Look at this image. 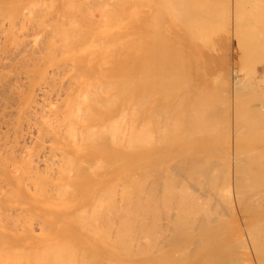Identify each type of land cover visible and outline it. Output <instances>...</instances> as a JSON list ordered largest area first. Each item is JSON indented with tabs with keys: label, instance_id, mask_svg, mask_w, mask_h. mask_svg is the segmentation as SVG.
<instances>
[{
	"label": "bare ground",
	"instance_id": "bare-ground-1",
	"mask_svg": "<svg viewBox=\"0 0 264 264\" xmlns=\"http://www.w3.org/2000/svg\"><path fill=\"white\" fill-rule=\"evenodd\" d=\"M10 1V0H9ZM8 1V2H9ZM12 1V0H11ZM17 1V0H16ZM18 1H22V0H18ZM18 1H17V3H18ZM24 1V0H23ZM55 2H56V0H54ZM66 1V0H65ZM72 1V2H71ZM67 0L66 2H65V4H63L62 3V7L64 8V9H62L63 10V12H64V14H63V16L66 14L67 16H69V13L71 12V11H73V12H71L72 14H74L75 12V8H76V10L78 9V11L80 10V14L82 13V15L80 16L78 13V11H76V12H78V13H75L74 14V16H69V17H71L70 19L66 16V17H61V15H59V12H57V11H59V9L58 10H56V12L58 13V15L59 16H57V17H61V18H56L55 19V21H53L54 23V28H52V34H50L51 35V37L50 36H48L49 38V40L47 41V38L46 37H44V35H43V37H42V39H43V42L45 43V46L43 47L41 44H40V42L38 41H36L37 40V38L38 39H40V36L39 37H37L36 38V35H34V34H40L41 35V31L39 30V29H37V31L38 32H41V33H32L33 35H31V36H35L34 38H36L34 41L35 42H37V43H39L41 46H38V48H37V46H35V44L36 43H33L31 40V38H33V37H28L27 39H31V40H29V42L31 43H33L32 45L29 43V42H26L27 44H25L23 47H19V43H18V46H14L13 48L15 49V50H13V51H10L11 50V48L9 47V49H7V53H9V52H11L10 54H12V55H10V56H12L13 57V61H14V59H15V63H16V59H17V61L19 62H21L23 65H24V68H25V65H27L26 67L28 68V67H31L30 69L28 68V70H30V71H28V72H26V70H27V68H23V66H21V68H22V70L24 69L25 70V74H24V80L26 79V81H27V86H26V89L24 90H22V91H20V89L18 90V89H16V87H15V83L17 82V80H16V78L15 79H13V80H16V82L13 84L12 83V79H11V81H10V86H9V84H8V86H7V84L5 85H3V83L2 82H4V83H6L7 82V80H8V82H9V79H7L9 76H7V74L5 75V74H1L0 73V100L2 99L3 100V102L6 104V107H7V104L9 103V101H14V103L16 102V104H15V111H14V113H15V115L17 116L16 118H17V123L19 124H17L18 126H19V129H16V130H18L16 133L17 134H19V137L21 138L22 136H24V138L22 137L21 139H23V142H25L24 141V139L26 140V139H28V140H30V142H32L31 144L33 145V144H35V146L34 147H36L39 151H38V153L36 154V150H35V154H36V156H32V154L34 153V152H30V150H29V153L30 154H28V157H26L27 155H25L26 153H28L27 152V150L29 149V148H27V146H29L28 144H24V147L22 146V148H21V146H19L20 147V149L19 150H17V151H19L20 152V154H19V152H17V154H16V156L17 155H19V157H17V159H16V156H15V153L16 152H14V150H16V149H14V146H12L13 147V150H11L12 148L10 147V150L13 152V154L10 152H8L9 150H6L5 152L3 151V149L4 148H7V147H9V146H6L5 145V147L4 148H2L1 150L5 153V154H8L9 156H10V154H12L11 155V157L12 156H14V157H12V161H13V158H14V162H12L11 163V158H9V156L8 155H6V156H1V154H2V151H1V154H0V156L2 157V158H0V181L1 182H5V183H7L12 189H14L13 190V194H12V189L9 191V195H8V192L6 191V193L5 194H7L6 196H8V197H6L7 199H2V201H5L4 203H0V212L2 211L1 210V208H3V207H5L3 210H7L6 212H5V214L7 213H9V215H4V213H0V218H2V219H5L6 220V222L7 223H9V222H11V220H12V224L10 223V224H3L4 222H3V220L1 221L2 223H0V227H3V229L1 230V233H0V236H2L3 238H1L0 237V240H1V244H0V252H9V254H10V252H14V254H15V256H16V258L18 259V260H16L15 259V257L14 258H10V256H13V254L11 253L10 254V256H9V254L8 253H6V254H8V256H9V258H8V256L6 257V255L4 256V255H2V253H0V259L1 258H3L4 259V261L2 260V262H6V259L8 258V259H10V260H12V262L10 261V260H8V262L7 263H5V264H16L17 262H19L20 264L23 262V260H27V263H23V264H30V263H28V261H31L29 258H27V255L26 256H24L23 254H16V253H19L18 251V249H21L20 250V253H21V251H23V252H25L24 250H26V253L28 254V252H27V250H36V249H38L39 250V248H42L43 250H41V252L39 253L38 252V250H36L35 251V253H36V255H37V252H38V254H41L40 255V260L39 261H37V260H34V261H36L37 263L39 262L40 264H42L40 261H42V259L43 260H46V261H44L43 263L44 264H82V262H86L85 264H101L104 260L106 261V258H104V254L106 253V252H108V251H110L111 250V248L113 249V247H118V249L120 248H122L121 249V252L120 251H117V252H119V253H123L124 252V249H125V251H127V252H130V245L132 244V242L129 244V240H127V235L130 233V229L128 228L129 227V225H130V222H129V218H128V220H125V222H126V224H127V221H128V223H129V225L127 224L126 226H123L124 224H121L120 222L121 221H123V220H121L120 222L118 221V218L119 217H121L120 215H121V213H120V215L117 217L114 213H118L119 214V211L121 210L120 208H121V206H119L120 208H117L116 207V205L115 204H117V203H119L118 201L116 202V192L118 193V191H117V187H119L118 188V190L120 189V186H122V185H127V184H129V183H131V181H132V184H133V188H134V191L133 190H131V192L133 191V196L132 197H134L133 198V200L135 199V201H137L138 203H142V201L144 202V201H146V200H148V198H149V203H151V204H153L154 205V209L152 208V205L151 204H149V209H150V207H151V212L154 214V212L156 213V211H155V209H156V207H158V202H161L163 199H164V197L166 198V197H168V198H176V195L178 194V191H180L181 193H182V195L183 194H188L187 193V190H188V182H192L193 180H195V181H193L194 182V184H195V182H196V180H197V182L200 184V182L198 181V179L200 178V180H202L201 178L203 177L204 178V180L206 179L207 181L206 182H210V181H212L213 182V184L216 182V179L219 181L220 180V178H219V175H217V173L216 172H218V167H219V165H220V163L221 162H227V163H224V164H226V168H227V171H226V169L224 168V171L225 172H227V174H225V173H223L224 175H226V177H223L222 175H220V176H222L223 178H225V179H222V180H225L226 181V183H225V190H226V188H228L229 190V193H230V196L228 195L227 197H230L231 198V200H229V201H231L230 203H232V206H233V211H234V213H235V207H236V205L240 202L241 203V201H239V199L240 200H242V197L244 196V194H249V190H252L253 191V194H254V192L255 191H257V190H255L254 191V189H256L255 187H257V189L259 190V188H260V186H261V184L263 185V181H264V166H261V164L262 163H260L259 165H258V163H259V161H256V155H255V157H254V155L253 154H251L255 159L253 160V159H251L252 157H251V155H249L248 153H251L250 152V150L251 151H259L261 148H263L264 149V147H262V145H261V143L262 142H264V136L262 135V132L264 133V109H263V107L264 106H260V108H255V109H253L251 106H252V104H250L251 106H249L248 104H245V102H244V105H243V95L245 94L246 95V98H249L250 96H251V94H253V93H257L258 94V96H259V93H260V95H261V97H263L262 95L263 94H261L262 93V91L261 92H257L256 90H257V87H258V84L256 85V83H255V85L256 86H254V84L252 85L251 84V81H249L248 79H251V78H249L248 76H250L251 74V68L250 67H252L253 65H255V64H253V61L255 60H253L252 61V63H251V60H252V58H254V56H252V55H254L255 54V58L257 59V57H256V54L257 55H263L262 56V59L264 58V31H263V33H262V31L261 30H264L263 28L262 29H259L260 28V26H261V23L263 22V18H264V15L263 14H260L261 16L259 17V15H258V13H262L260 10L262 9V11H263V9H264V4H263V1L262 0H260V2H262L261 4H262V6L263 7H261V4H259L260 2H257V1H259V0H252V1H250V0H248V2L246 1V0H241L242 2H240L239 0H228V5H226V4H224V1L222 2V5H226V10H228V6H229V13L227 14L228 15V18H229V20H228V18L226 19V12H224L223 14L224 15H226V16H221L222 18V21L224 20V17H225V20H227V23H228V21H229V37H227V41H226V39H224V37L223 36H221V37H219L218 38V40L216 41V42H213L214 44V47H212V40L211 39H209V35H210V33L209 32H211L212 34H213V32L212 31H214V33H215V30H213L212 28H215L216 29V32H219V29H218V24H221L220 22H221V20H218L217 22H219L218 24H216L217 22H214V19H216V18H218V19H220V12L222 11H226V10H221L220 9V7H219V9L220 10H214V7L215 6H217L216 4H218L217 2H216V4H215V1L216 0H213V1H206V0H204L203 2H202V5H201V1L202 0H200V5H196L195 6V3H193L194 2V0H192V3L191 4H189V1H191V0H189V1H187V0H158V2L159 1H161L160 3H158V2H156L158 5L160 4V5H163V3H164V5L163 6H165V7H167V9L168 10H166L165 8H163V9H165L164 10V12L162 11V7L161 8H159V6L157 7L158 9H161V10H158V9H156V11L158 12V14L156 15L154 12H152V13H154V16L155 17H149V18H157V19H162V17H164L165 18V15H163V14H165V12L166 11H168L167 13H169V14H171L172 13V15L174 14V17H172V19L170 18V20H171V22L169 21V25H168V27L170 26V29H172L171 27H177L178 26V24L180 25V23L181 24H187V25H190V26H184V28H190V29H193V30H191V32H195V33H193L194 35L196 34L197 36H195V38H198V40H202V38L204 37V38H207V40L209 39V41L211 40V47L213 48L211 51L210 50H201L200 48H198L197 47V50H198V52H197V54H196V56H195V59L194 60H192L193 61V65H194V70L193 71H195L196 72V75H198L199 76V80H198V82H194V83H192V84H195L194 85V87L192 88V89H194L193 91H195V93H193L191 90H189V89H191V88H189V87H187L186 85H187V83L189 84L190 82L188 81H186V82H184L183 83V81H181L183 78V80L185 81V78H186V76L187 77H189L188 76V74H189V71H190V69H192L193 68V65H192V63H189V61L190 60H188L187 58H189L190 57V53L187 55V57H183V59H187L186 61L188 62V64H189V66H191L192 65V68H187V69H183V71L182 70H180L179 71V69H178V67H177V65H178V62L180 61V62H182L183 60H180V59H177V58H179V57H181L180 55H177V53H176V55L178 56L176 59H175V57H172V58H174V59H167V57H166V60H162V58H164L166 55H165V51L167 52V50L166 49H168L169 48V51H168V53L167 54H169V52H170V48H172V47H174L173 45H171V46H169L168 47V44H167V48L165 49L164 48V55L163 54H161V56L163 55L164 57H162L161 58V61L159 60L158 62H157V64H155V63H153L154 61H153V58H150L149 57V59H147V61H153L152 63H150L148 66L149 67H145L144 66V64L143 63H139L138 61L137 62H134L133 61V63H125V61H122L123 63H125V64H128V65H126V69H125V72L124 71H122V73H119L117 76H115L116 74H117V72H118V70H117V66L121 63V61H117V63H115V64H113L112 63V61H109V63L108 64H106V66H105V64L103 65L102 64V66H105V67H102V66H100V68H99V66H97V63L99 64V62L101 63V59H99L98 60V58H97V60L99 61V62H97V60H96V58L95 57H93V54H96L95 56H98V55H100V54H98L97 55V53H99V51L97 52L96 51V49H95V51H96V53H93V48H100V49H102V50H104L105 49V47H106V45H107V48H108V44H106L105 45V42H103V46L105 45V47H104V49H103V47H102V45H101V43L99 44L98 42L95 44V46L92 48V51H91V48H89L90 46L89 45H91L92 44V41L94 40H92L91 41V44H89V43H87L86 41H88V38L90 37H87L86 39H85V42H84V45L81 43V39L83 40V38H81V34L82 33H85V30H84V32L82 31L81 32V28H83L84 27V25H83V27H81V25H82V23L80 22V20L82 21V19L81 18H83V15H84V18H86V15H85V12L86 11H88L89 13L87 14V12H86V14H87V19L88 20H90V18H91V20H92V17L93 16H89V14L90 15H92V14H94V13H98L99 11H100V9L99 8H101V3H100V0H99V2L97 1V2H95V3H92V2H94V0H92L90 3H89V1L88 0H79V3L77 4V7L76 6H74L75 4H74V2H76V0ZM74 1V2H73ZM80 1H81V3H80ZM83 1H88L87 3H83ZM106 1V0H105ZM110 1H112V0H110ZM123 2H125L124 0H122ZM131 1V0H130ZM136 1V0H135ZM135 1H132V2H135ZM140 0H138V2H139ZM142 2H143V0H141ZM146 1V3L145 4H147V5H143V3L141 4H139L140 5V7L143 5V7L144 6H147V7H144V9H143V7H142V9L139 7H137L138 9H140V10H142V12H139V13H146V11L144 12V10L145 9H147L148 8V3L149 2H147V1H149V0H145ZM217 1H220V0H217ZM222 1V0H221ZM225 1H227V0H225ZM243 1H244V3H248L249 5H251V2H252V5H254L253 4V2H255V5H256V2H257V4L260 6H258L259 8H260V10L258 11V10H256L257 9V7L256 8H253V6H252V9L253 10H251V7H250V9L248 10V11H253V13L251 14V12H248L247 10H246V8L245 7H248L249 5H247V4H244L243 3ZM249 1H250V3H249ZM6 1H4V3L3 2H0V3H2V4H4V5H0V8L2 7L3 8V6H4V9H3V12H7V13H11L12 12V10L14 9H12V10H10L11 9V6H12V4L10 5L8 2V4H9V6L10 7H8V4H6L5 3ZM34 2H36L35 0H34ZM38 2H40L41 3V5H42V2L41 1H38ZM37 2V3H38ZM48 2V1H47ZM55 2H53V5L52 6H54V3ZM68 2V4L70 5V7L69 6H67L68 4H66ZM71 2V3H70ZM101 2L102 3H104L102 0H101ZM107 2V1H106ZM117 2V1H116ZM153 2H155L154 0H153ZM197 2H199V1H197L196 0V4H198ZM210 2H212V3H214V4H211V5H213L214 7H212L211 5H210ZM14 3V2H13ZM30 3H32L33 4V2H31L30 1ZM37 3H34L33 4V6H37L38 8H39V6H38V4ZM46 3V2H45ZM50 3V2H49ZM49 3H47V6L48 5H50ZM85 4L84 6H85V8H87L86 7V5L88 6V4H90L91 6L94 4V6H90L89 5V7L87 8V9H85L86 11H84V9H83V11H81V9L82 8H84V6H83V4ZM99 4V5H101L99 8H97L98 7V5L97 4ZM109 3L110 2H107L106 4H108L109 5ZM114 3H115V1H114ZM125 3H127V0H126V2ZM136 3V2H135ZM221 3V2H220ZM219 3V4H220ZM28 4H29V2H28ZM72 4H73V6H72ZM81 4H82V7H81ZM97 6H96V5ZM105 4V5H106ZM128 5H129V1H128V3H127ZM134 4V3H133ZM150 4H152V2L150 3ZM241 4V5H240ZM30 6H32L31 4H29ZM40 5V4H39ZM79 5H80V7H79ZM105 5H103V7L105 6ZM108 5H107V7H108ZM111 5V4H110ZM112 5H114L113 3H112ZM120 5H122V4H120ZM125 5V4H124ZM138 5V6H139ZM221 4H220V6H222ZM244 5H247V6H245L244 7ZM7 6V7H6ZM17 6V5H16ZM25 6H28V5H25ZM43 6V5H42ZM41 6V7H42ZM45 6V5H44ZM115 6H116V4H115ZM131 6V5H130ZM134 7V12H138V11H136V5L134 4L133 5ZM152 6V5H151ZM191 6V7H190ZM219 6V5H218ZM240 6V7H239ZM241 6H243V7H241ZM50 7H51V5H50ZM49 6H48V8H50ZM57 7H59V6H57ZM65 7H69V8H67V10L65 9ZM79 7V8H78ZM94 7L95 8H97V12H94L93 10V13H92V11H91V13H90V11L89 10H91V9H89V8H93L94 9ZM102 7V8H103ZM112 7V6H111ZM105 8V10L103 9V11L101 12L100 11V14H102V13H104V11L106 12V9H108L109 11H110V9H112V8ZM119 7V9L121 8L120 6H118ZM225 6H222V8H224ZM8 8V11L6 10V11H4L5 9H7ZM33 8V7H32ZM31 8V10H33L34 8L36 9V7H34L33 9ZM37 8V9H38ZM45 8V7H44ZM60 8V7H59ZM132 8V9H133ZM149 8H151V7H149ZM217 8V7H216ZM243 10H242V9ZM17 9V8H16ZM24 10L23 11H25V10H27L26 8H23ZM29 9V8H28ZM41 9V8H40ZM52 9V8H51ZM54 9V8H53ZM68 9L70 10V11H68ZM74 9V10H73ZM115 9V8H114ZM118 9V8H117ZM152 9V8H151ZM151 9H149V10H151ZM2 10V9H1ZM0 10V15H2L1 13H2V11ZM39 10V9H38ZM47 11L48 12V10L45 8L44 9V11ZM102 10V9H101ZM113 10V9H112ZM111 10V11H112ZM116 10V9H115ZM128 10H129V6H128ZM131 10V9H130ZM129 10V11H130ZM149 10H147L149 13H150V11ZM242 10V11H241ZM254 10H256L257 11V15L256 14H254V13H256V11L254 12ZM29 11V10H28ZM28 11H27V13H26V15H28L29 13H28ZM35 10H33L32 12H33V15L34 14H36V17L38 18V16L40 17L41 15V13L39 12V14H38V12H34ZM43 11V8H42V13L44 12ZM110 11V12H111ZM122 11V10H121ZM151 11H153V10H151ZM159 11H160V13H162L161 15L162 16H160V18H159ZM14 12V11H13ZM29 12H31V11H29ZM47 12H45V13H43V15H45ZM54 12V13H53ZM53 12H50L49 13V16L50 17H48L47 15L46 16H44L45 18L47 17V19L49 18V19H54V17H55V14H57L55 11H53ZM60 12H61V10H60ZM69 12V13H68ZM108 12V11H107ZM113 12V11H112ZM112 12H111V14H109V15H112ZM120 12V11H119ZM133 12V13H134ZM217 12H218V16L216 17L215 16V13H216V15H217ZM240 12H242V13H240ZM246 12V13H245ZM264 12V11H263ZM17 13V12H16ZM25 13H24V15H25ZM53 13V14H52ZM70 13V15H72ZM109 13V12H108ZM108 13H107V15H108ZM114 14H115V12H113ZM121 13H123V12H121ZM127 13V12H126ZM148 13V14H149ZM250 13V15H249V17L247 16V17H244V16H246V15H248ZM38 14V15H37ZM60 14H62V13H60ZM104 14H106V13H104ZM103 14V15H104ZM120 14V13H119ZM245 14V15H244ZM4 15H6L5 13H4ZM4 15H2L1 17H3V18H5L4 17ZM16 15V14H15ZM32 15V14H31ZM31 15H28L29 17L31 16ZM33 15H32V17H30V19L31 18H34L33 17ZM77 15H79V16H77ZM129 15H130V13H129ZM135 15V14H134ZM136 15H138V14H136ZM145 15V14H144ZM152 16V14L150 13L149 14V16ZM221 15H222V13H221ZM253 15V17L255 18V19H253V17H251ZM255 15V16H254ZM20 16V15H19ZM35 16V15H34ZM52 16V17H51ZM54 16V17H53ZM76 16L79 18H76ZM95 16H97V14L95 15ZM106 15H104V17H105ZM126 16V14H124L123 15V17L122 18H124ZM128 16V15H127ZM141 16H143V14H141ZM147 15H145V17H146ZM171 16V15H170ZM242 16V17H241ZM18 17V16H17ZM25 17V16H24ZM35 17V18H36ZM44 17H41L42 19L44 18ZM98 17H100L99 15H98ZM97 17V18H98ZM101 17H103V16H101ZM109 17V16H108ZM108 17H106V18H108ZM117 17H119L120 19H121V17L120 16H117ZM116 17V18H117ZM136 17V16H135ZM259 17V18H258ZM11 18H12V15H10V17H8V19L9 20H7L8 22V24L7 23H5L4 22V20L5 19H3V22H1L0 21V23H5L6 25H7V27H6V25L5 24H1V26H3V29L5 28V29H7V32L5 31L4 33L6 34L7 33V35L11 32L12 33V30L13 29H18L16 26H15V22H13V20L12 21H10L11 20ZM35 18L33 19V20H35ZM41 18H39V20L41 19ZM65 18V19H64ZM105 18V19H106ZM110 18L111 19H113V18H115V16H110L108 19H107V23L109 22V20H110ZM115 18V19H116ZM127 18V17H126ZM125 18V19H126ZM142 18V17H141ZM148 18V19H149ZM245 18H246V20H245ZM251 18V19H250ZM17 19V18H16ZM25 19H26V17H25ZM30 19L28 18L27 20H28V22H30L31 23V21H30ZM42 19H41V21H42ZM47 19H43V21L44 20H46L47 21ZM66 19L68 20V21H66ZM96 19V18H95ZM95 19H93L94 21H95ZM100 19H103V18H100ZM120 19H118L119 20V22H121V23H119V24H124V23H122V21H123V19H121V21H120ZM138 19H140L139 18V16H138ZM241 19H242V21H241ZM243 19H244V21H243ZM248 19H250L249 21H247ZM257 19L259 20V21H257ZM262 19V20H261ZM38 20V19H37ZM37 20L36 21H34L38 26L40 25V23H38L39 22V20H38V22H37ZM64 20H65V22H64ZM93 20L91 21V22H93ZM117 20V19H116ZM116 20H114L115 22H116ZM140 20H145V19H140ZM139 20V21H140ZM146 20H147V17H146ZM145 20V21H146ZM150 20V19H149ZM148 20V22H149V25H148V22H147V24L146 23H144V24H146L147 26H150V24L152 25V26H154V25H157V23H159V21L160 20H156L155 19V22H150ZM168 20V19H167ZM217 20V19H216ZM252 20H255V21H252ZM42 21V22H43ZM46 21H44L45 23H46ZM51 21V20H50ZM83 21H85L84 19H83ZM100 21V23L102 22L101 20H99ZM126 21H127V19H126ZM136 21H138V20H136ZM158 21V22H157ZM257 21V22H256ZM262 21V22H261ZM19 22V21H18ZM22 22V21H21ZM20 22V23H21ZM26 21H24V23H25ZM70 22V23H69ZM79 22H80V24H79ZM87 22V21H86ZM103 24L104 25H107V24H105V22H106V20L104 21L103 20ZM112 22H113V20H112ZM123 22H125V20L123 21ZM163 22H164V20H163ZM248 22V23H247ZM251 22H252V24H251ZM254 22L256 23V26H257V23L260 25H258L257 27H255L254 25ZM29 23V24H30ZM50 23V22H49ZM49 23H47V25H51L52 26V21H51V23L49 24ZM66 23H68V25L66 24ZM97 23V22H96ZM96 23H93V24H96ZM99 23V22H98ZM140 23H143L142 21H140ZM153 23V24H152ZM156 23V24H155ZM213 23V24H212ZM244 23H245V25H244ZM17 24V23H16ZM33 24V21H32V23H31V25ZM84 24V23H83ZM88 24V23H87ZM90 24V23H89ZM117 24V23H116ZM115 24V27H117L118 28V25L119 24H117L116 25ZM134 26H133V28H136V25L138 24H136L135 23V20H134ZM163 24V23H162ZM168 24V23H167ZM211 24L213 25V27H211ZM214 24H216V26L217 27H215L214 26ZM225 24H226V21H223L222 22V25H224L225 26ZM249 24H251V25H249ZM19 25V24H18ZM17 25V26H18ZM27 25H28V23H27ZM37 25H35V26H37ZM43 25H44V23H43ZM67 25V26H66ZM92 25V24H91ZM99 26H92L91 28H90V30H92L91 32H92V34L93 35H95V34H97V33H99V27L101 26V28H102V26L103 25H100V24H98ZM110 25L111 24H109V29L111 28L110 27ZM120 25V26H121ZM126 25H128V22H127V24ZM247 25V26H246ZM248 25L250 26L249 28H248ZM263 25H264V23H263ZM262 25V26H263ZM0 26V27H1ZM29 26V25H28ZM42 25H40L39 27H40V29L42 28L41 27ZM52 26V27H53ZM87 26L88 25H86L84 28L86 29L87 28ZM112 26L114 27V24H112ZM119 26V27H120ZM142 26H144L143 24L140 26V27H142ZM152 26H150V27H152ZM165 26H166V24H165ZM180 26H182V25H180ZM179 26V27H180ZM228 26V25H227ZM251 26H252V28H251ZM254 26V27H253ZM22 27V26H21ZM21 27H19V29L21 28ZM23 27L25 28V29H23ZM23 27H22V29L23 30H27V31H30V29H26V25H23ZM38 27V28H39ZM43 27H45V25L43 26ZM67 27V28H66ZM69 27V28H68ZM89 27V26H88ZM104 27H106L107 28V26H103V28ZM127 27V26H126ZM125 27V28H126ZM138 28H140L139 27V25L137 26ZM162 27V26H161ZM193 27V28H192ZM208 27H211V29H212V31L211 30H209V28ZM220 27H221V25H220ZM264 27V26H263ZM27 28H29V27H27ZM34 28V27H33ZM32 28V29H33ZM48 28H50L51 29V27H49L48 26ZM106 28H105V30H106ZM163 28V27H162ZM178 28V27H177ZM177 28H175V29H177ZM182 28V27H181ZM195 28V29H194ZM204 28H208L207 29V34H205L204 33V31H206V29H204ZM245 28H246V30H245ZM252 29V30H248V29ZM4 29V30H5ZM43 29V28H42ZM50 29H48V30H50ZM88 29V31H86V33L88 32L89 33V28H87ZM86 29V30H87ZM112 29V28H111ZM110 29V30H111ZM144 29V28H143ZM166 29V28H165ZM164 29V30H165ZM190 29H189V32H190ZM199 31V32H197V30ZM203 29V30H202ZM222 29V28H221ZM223 29H225V28H223ZM222 29V30H223ZM11 30V31H10ZM21 30V29H20ZM20 30H18V32H20ZM23 30H21V31H23ZM35 30V29H34ZM47 30V29H46ZM47 30V31H48ZM104 30V29H103ZM110 30H108L109 32H110ZM118 30V29H117ZM121 30H124V29H121ZM135 30V29H134ZM139 30V29H138ZM161 30H163V29H161ZM163 30V31H164ZM166 30H168V29H166ZM165 30V31H166ZM177 30H179V29H177ZM218 30V31H217ZM222 30H220V31H222ZM243 30V31H242ZM254 30H256V31H254ZM257 30H259V32L257 31ZM8 31H10L9 33H8ZM17 31V30H16ZM15 31V32H16ZM25 31H23V32H20V33H24ZM33 31V30H32ZM44 31V30H43ZM107 31V30H106ZM114 30L112 29V32H110V34L111 33H115V32H113ZM136 31V30H135ZM144 31H146V30H144ZM153 31V30H152ZM159 31V30H158ZM170 31V30H169ZM180 31V30H179ZM186 31H188V30H186ZM228 31V30H227ZM245 31H247V32H245ZM2 32V29L0 28V42H1V38H2V34H3V32ZM14 32V31H13ZM50 32V31H49ZM123 32V31H122ZM127 32V31H126ZM141 32H143V31H141ZM146 32H149V31H146ZM153 32H155V31H153ZM172 32V31H171ZM190 32V33H191ZM203 32V33H202ZM224 32L227 34L228 32H226L225 30H224ZM242 33V36H243V34H244V32L246 33V34H244L245 36H243V37H241L240 35H241V33ZM256 32H258V34H262L261 35V41L259 40V38H258V36H257V33ZM19 33V34H20ZM28 33V32H27ZM30 33V34H31ZM43 33H47L46 31L45 32H43ZM42 33V34H43ZM55 33H56V35H55ZM87 33V34H88ZM100 33H102L103 35L104 34H107L108 35V32L107 33H105V32H100ZM98 34V35H100L101 36V34ZM117 33H121V32H117ZM124 33V35H125V32H123ZM140 33V32H139ZM144 34H145V32H143ZM156 33H157V30H156ZM163 33H165V32H163ZM185 33H187V35H188V32H184V34ZM209 33V34H208ZM19 34H17V36L19 35ZM29 34V33H28ZM91 34V33H90ZM122 34V33H121ZM154 34V33H153ZM152 34V35H153ZM166 34H169V33H166ZM175 34V33H174ZM179 34V33H178ZM216 34V33H215ZM218 34H220V33H218ZM11 35H13V34H10L9 35V37H11ZM25 35H26V33H25ZM86 35V34H85ZM102 35V36H103ZM107 35H105L104 37L105 38H107ZM111 35H113V34H111ZM133 35H135V34H133ZM138 35V34H137ZM151 35V37H150V35H148V37L149 38H151V39H153V40H155L156 41V35L160 38L161 37V39H164V37L162 38V36H164V34L162 35V36H160L159 34H154L153 36ZM190 35V34H189ZM199 35H201V39H199L200 38V36ZM248 37H247V36ZM4 37L6 36V35H3ZM15 36V35H14ZM13 36V37H14ZM27 36V35H26ZM26 36H25V39H26ZM38 36V35H37ZM42 36V35H41ZM46 36V35H45ZM87 36V35H86ZM85 36V37H86ZM92 36V35H91ZM99 36V42L101 41L100 40V37ZM114 36V35H113ZM118 36H121V35H119L118 34ZM117 36V37H118ZM126 36V35H125ZM130 36V35H129ZM139 36H140V34H139ZM175 36V35H174ZM191 36V35H190ZM199 36V37H198ZM219 36V35H218ZM235 37L236 38V42L238 43H236L238 46L239 45H241L242 46V48L243 47H245L246 49H247V52H245L244 53V51H245V49H244V51H243V49L242 48H240L239 47V50L241 49L242 51H243V53L244 54H246V53H248V52H250V50H248V49H251V52H250V54H249V56H248V58H246L247 60H246V62H245V55L244 54H239V57L240 58H242L243 56H245L243 59H242V63L241 64H243V65H245V67L247 66V68H249V69H247V68H245V69H247L246 70V72H245V69L243 70V69H241V72H240V69L238 70V72H240L241 74H244V73H242V70L245 72V73H247V72H249L250 71V73H248V74H250V75H245V77H244V75H243V78H241V80L242 81H240L241 83L245 80L246 81V85L249 83L251 86L249 87V88H247L248 87V85H247V87H246V85L245 84H243L242 83V86H241V88L239 89V90H237V88H236V90L234 89L233 91L231 90V88H230V90L232 91V94H228L230 97H229V100L228 101H230V99H231V102H229V103H231V104H228L229 105V108H228V106H225V107H227L226 109H228L229 110V114H226L228 117H226L227 119L226 120H229V121H225L226 123H227V126H228V136H227V143H223V144H226V146H227V150L225 149L224 150V148H226L224 145H223V147L224 148H222L221 149V147H220V149H221V151H222V153H223V150L224 151H226V156L224 155V156H222L223 158H225V160H223V158H221L220 159V157L219 158H217V155H219V153H220V149H219V146L217 147H215L214 146V144H217V142H216V140L214 139V137H217V131H218V129L216 128V127H214V125H216V124H218V123H214V122H216L217 121V119H216V117L215 116H217L216 114H215V116H213V115H210L209 116V119L206 121V122H204L202 119H203V115H204V112H205V110H204V101H205V99L203 98V96H202V94H201V89H208L209 87H210V85H212V84H214V78H213V74L216 72V71H219V70H221V68L222 67H225V66H227V63H228V47H229V44H230V39L232 38V37ZM257 36V37H256ZM23 37V36H22ZM94 37V36H93ZM92 37V38H93ZM110 37V35L108 36V38ZM122 37V36H121ZM121 37H119V38H121ZM128 37V36H127ZM153 37V38H152ZM155 37V38H154ZM184 38H186L185 37V35L183 36ZM182 37V38H183ZM211 37V36H210ZM212 37H214V36H212ZM216 37H217V35H216ZM246 37V38H245ZM6 39H8L7 38V36L5 37ZM12 38V37H11ZM44 38H46V40L44 41ZM51 38V39H50ZM107 38V39H108ZM111 38V37H110ZM129 38V37H128ZM134 38H135V36H134ZM137 38V37H136ZM135 38V39H136ZM157 39V40H160V39ZM166 38V40H167V37H165ZM189 38V37H188ZM187 38V39H188ZM203 38V40L202 41H207L206 39H204ZM242 38L244 39V40H242ZM15 39H17V37L15 38L14 37V39L13 40H15ZM24 39V38H23ZM95 39H97V37H96V35H95ZM97 39V40H98ZM101 39H103L104 40V38H101ZM123 39V38H122ZM125 39V38H124ZM132 39V38H131ZM173 39V38H172ZM180 39V38H179ZM186 39V40H187ZM191 39H194V38H192L191 37ZM238 39V40H237ZM246 39V40H245ZM9 40V42L10 41H12V40H10V39H8ZM102 40V41H103ZM142 40H143V38H142ZM141 40V41H142ZM176 40V39H175ZM181 40H183V39H181ZM195 40V39H194ZM216 40V39H215ZM214 40V41H215ZM233 40V39H232ZM6 41V40H5ZM20 40H18V42H19ZM28 41V40H27ZM89 41H90V38H89ZM108 41L109 42H112V39L111 40H109L108 39ZM124 41H126V40H124ZM123 41V42H124ZM152 41V40H151ZM161 41H163V40H161ZM165 41V40H164ZM178 41V40H177ZM184 41H185V39H184ZM188 41H189V39H188ZM240 41H242V42H240ZM247 41V42H246ZM4 42V41H3ZM47 42V43H46ZM96 42V40H94L93 41V43H95ZM115 42V41H114ZM130 42V41H129ZM128 42V43H129ZM137 42H139L138 40H137ZM145 43H146V45H148V44H151V42L149 41V43L147 42V41H144ZM143 42V43H144ZM165 42H168V41H165ZM163 43L164 45L166 44V43ZM171 42V41H170ZM185 42H187V41H185ZM194 42V41H193ZM14 43V42H13ZM24 43H25V41H24ZM24 43H21V44H24ZM41 43H42V41H41ZM78 43H80V44H82V46H85V43L89 46V47H87V45H86V47H83L82 49H85L84 50V52H86V53H84L83 51H81V47H77L78 46ZM108 43V42H107ZM148 43V44H147ZM152 43H154V42H152ZM156 43H159L160 44V42H156ZM190 43V42H189ZM203 43L204 42H202V45H203ZM241 43V44H240ZM15 44H16V42H15ZM20 44V45H21ZM75 44H77V46L75 45ZM99 44V45H98ZM111 43H109V45H110ZM118 44H120L119 42H118ZM158 44V45H159ZM180 44V43H179ZM179 44H178V46H179ZM187 44V43H186ZM205 44V43H204ZM244 46H243V45ZM3 45V44H2ZM10 45V44H9ZM101 45V46H100ZM124 45H127V44H124ZM152 45V44H151ZM151 45H149L150 47H148L149 49L152 47V46H155V48H157V46L158 45H155V43L151 46ZM181 45V44H180ZM184 45V44H183ZM201 45V46H202ZM11 46H13L12 45V43H11ZM92 46V45H91ZM99 46V47H98ZM111 46V45H110ZM109 46V47H110ZM130 46V45H129ZM129 46H128V48H129ZM161 46H163V45H160V47ZM190 45H188V47H189ZM0 47H1V44H0ZM102 47V48H101ZM114 47V46H113ZM117 47H118V45H117ZM125 47V46H124ZM123 47V48H124ZM133 47V46H132ZM135 47V46H134ZM139 47V46H138ZM138 47H137V49H138ZM145 47V46H144ZM147 47V46H146ZM159 47V46H158ZM159 47V48H160ZM164 47V46H163ZM231 47H232V45H231ZM230 47V48H231ZM248 47V48H247ZM141 48V47H140ZM154 48V47H153ZM153 48H151V49H153ZM177 49H178V47H176ZM190 48V47H189ZM5 49V50H6ZM42 49L44 50V55H46L47 57H44V55H43V53H42ZM113 49H115V48H113ZM130 49H132V48H130ZM134 49V48H133ZM177 49H174V50H177ZM205 49V48H204ZM3 50H4V48H3ZM108 50V52H109V49H107ZM111 50V49H110ZM116 50V49H115ZM117 50H118V48H117ZM134 50H136V49H134ZM181 50L182 49H180V53H182L181 52ZM187 50H188V48H187ZM191 50V49H190ZM189 50V51H190ZM202 52H201V51ZM232 50V49H231ZM94 51V52H95ZM157 51V50H156ZM173 51V50H172ZM189 51H187L186 53H188ZM233 51V50H232ZM231 51V52H232ZM235 51V50H234ZM4 52V51H3ZM6 52V51H5ZM35 52H39V53H42V55L40 56V54H39V57L37 56V58H35L36 56L34 55L35 54ZM81 52H83L82 54L84 55V54H86V55H88V54H90L91 55V57H92V59L94 58L95 60H90L91 58H90V55L89 56H87V59H86V55H84V56H82L81 57ZM88 52H92V53H88ZM100 52H101V50H100ZM104 52H105V50H104ZM103 52V53H104ZM121 52V51H120ZM149 52H151V51H149ZM154 52V51H153ZM158 52V51H157ZM176 52V51H175ZM177 52H178V50H177ZM88 53V54H87ZM130 53V52H129ZM143 53V52H142ZM146 53V52H145ZM159 53H162V51L160 52L159 51ZM105 54V53H104ZM109 53H107V55H108ZM114 54H115V52H114ZM132 54V53H131ZM155 54H157V53H155ZM154 54V55H155ZM172 54V53H171ZM29 55H31V57L29 56ZM101 55H103V54H101ZM100 55V56H101ZM140 55V54H139ZM170 55V54H169ZM182 55V54H181ZM184 55H186V54H184ZM240 55H242V56H240ZM4 56V55H3ZM9 56V57H10ZM32 56H35L34 57V59H32ZM104 56V55H103ZM142 56V55H141ZM140 56V57H141ZM148 56V55H147ZM151 56H152V54H151ZM159 56V55H158ZM160 56V57H161ZM172 56V55H171ZM175 56V55H174ZM250 56H252V57H250ZM258 56V57H259ZM8 57V56H7ZM6 56H5V58H7ZM9 57H8V60L7 61H9ZM59 57V58H58ZM112 57V56H111ZM110 57V58H111ZM129 57V56H128ZM160 57H159V59H160ZM170 57V56H169ZM231 57V56H230ZM249 57H250V60H249ZM4 58V57H3ZM2 58V59H3ZM58 58V59H57ZM106 58H107V56H106ZM105 58V59H106ZM112 58H114V57H112ZM118 58V57H117ZM148 58V57H147ZM155 58H156V56H155ZM154 58V59H155ZM239 58V59H240ZM12 59V58H11ZM10 59V60H11ZM33 61H32V60ZM86 59V60H85ZM104 59V60H105ZM138 59V58H137ZM136 59V60H137ZM158 59V58H157ZM156 59V60H157ZM191 59V58H190ZM259 59H261V56L259 57ZM259 59L257 60V61H259ZM103 59H102V61H104ZM107 60V59H106ZM105 60V61H106ZM109 60V59H108ZM133 60H135V59H133ZM178 60V61H177ZM230 60V59H229ZM241 60V59H240ZM244 60V61H243ZM5 61V60H4ZM7 61H5V62H3V66H4V68L6 67V62ZM12 61V60H11ZM12 61V63H13V65H14V62ZM85 61H86V63H85ZM95 61V62H94ZM114 61V60H113ZM141 61V60H140ZM143 61V60H142ZM145 62H146V59L144 60ZM10 62V61H9ZM8 62V63H9ZM17 62V63H18ZM35 62H39V63H41V64H43V66L40 68V69H38L37 67H33V66H36V64H34ZM107 62V61H106ZM115 62V61H114ZM179 62V63H180ZM185 61H183V63H184ZM186 62V63H187ZM237 62V61H236ZM249 62V63H248ZM12 63H10L11 65H12ZM95 63H96V66H97V68L95 67ZM103 63H105V62H103ZM182 63V64H183ZM246 63V64H245ZM250 63L252 64V65H250ZM262 63V62H261ZM181 64V63H180ZM191 64V65H190ZM248 64V65H247ZM262 64H264V62L262 63ZM261 64V66H263ZM9 65V64H8ZM16 65V64H15ZM54 65H56V68L57 69H54ZM64 65H67V67L68 68H66V66L65 67H63ZM233 65V64H232ZM243 65H241V67L243 68ZM2 66V67H3ZM20 66H19V70H20ZM50 66H52L53 68H49ZM180 66V65H179ZM187 66V65H186ZM231 66V64L229 65V67ZM9 67V69L11 68V71H13V69H17V68H13L12 69V67L11 66H8ZM182 67H184L185 68V66H182ZM188 67V66H187ZM228 67V66H227ZM232 67V66H231ZM234 67V66H233ZM62 68V69H61ZM65 68V71H66V69H67V71H68V73H69V71H70V73L67 75V71H66V73H65V71L63 70ZM236 68V67H235ZM48 69H50L49 70V72L51 71V75H52V77L53 78H51V75L49 74V72H48ZM69 69V70H68ZM227 69V68H226ZM228 69H230V68H228ZM255 69V68H254ZM1 70H4V69H1ZM5 70H6V68H5ZM60 70H62V72L60 71ZM187 70H189V71H187ZM235 70H237V68L235 69ZM7 71V70H6ZM8 71H10V70H8ZM52 71H54V72H58V74H59V72H60V75H61V73H62V78L61 79H57V78H54V74H56V73H54V74H52ZM192 71V70H191ZM227 71V70H226ZM234 71V70H233ZM232 71V72H233ZM16 72V71H15ZM17 72H18V69H17ZM22 72V71H21ZM64 72V73H63ZM131 72V73H130ZM134 72H136V73H140V74H143V72H149V73H151V75H153V77L155 78L154 80H155V85L154 84H152V83H149V88L150 89H152V91L151 90H149V92H147L148 94L147 95H145V97L141 100V98H140V101L138 102V103H136V105H137V111L135 112V121H134V123H133V125H132V127H130L131 128V133L133 134V138H132V140L131 139H127V137H125V134H126V132L127 133H129L128 131H126L127 130V126L125 125V127H126V129H122V128H124V126L122 125V124H126V123H124V121H126V120H122V118H121V120H122V122L123 123H121V120H120V118H119V120H118V122L115 120L116 119V117L117 116H121L125 111H126V108H127V100H128V98H129V96L130 95H132V96H137V92H131V90L129 91V89H132L133 88V86H134V88L133 89H135L136 87H135V85L137 84H135V85H133L132 84V81L133 80H131V77L132 78H137L138 76V74L135 76L134 75ZM220 72V71H219ZM230 72V71H229ZM234 72H236V71H234ZM254 72H255V70H254ZM9 73V72H8ZM12 73V72H11ZM14 73V72H13ZM24 73V72H23ZM133 73V74H132ZM147 73H145V74H147ZM224 73V72H223ZM231 73V72H230ZM58 74H56L57 76H58ZM216 75H217V73H215ZM222 74V73H221ZM237 74H239V73H237ZM252 74L253 75H255V73H253L252 72ZM262 74H263V72H262ZM1 75H5L4 77H2ZM15 75H16V73H15ZM23 75V74H22ZM48 75L50 76L49 78H50V80L52 81V79L55 81V84H56V80L55 79H57L58 81V84H59V86H57L56 88H58L59 87V89H56L54 86H55V84L53 83V82H51V84H53V89H52V91H48L47 90V88H50V90H51V84H49L48 83ZM64 75H66V76H64ZM144 75V74H143ZM141 76L140 77V75H139V77L140 78H142L143 77V79H145V78H147V80H148V78H151L152 76L150 75L149 76V74L148 75H145V76H147V77H145V76ZM218 75H220V74H218ZM231 75V74H230ZM11 76H12V74H11ZM56 76V77H57ZM117 77L118 78V90H120L121 92H118L119 93V95H117L116 94V92H115V85L113 84V82L115 83V77ZM135 76V77H134ZM192 76V78L195 76V73H194V76L193 75H191ZM223 75H221V77H222ZM227 76H228V74H227ZM240 76V75H239ZM59 77H61V76H59ZM64 77V78H63ZM152 77V78H153ZM216 77V76H215ZM231 77H233L232 75H231ZM242 77V76H241ZM248 77V78H247ZM4 78V79H3ZM196 78H197V76H196ZM195 78V79H196ZM217 78V77H216ZM215 78V79H216ZM247 78V79H246ZM5 79H7L6 80V82L4 81ZM21 79V78H20ZM188 79V78H187ZM191 79V78H190ZM218 79V78H217ZM231 79V78H230ZM234 79V78H233ZM3 80V81H2ZM22 80V79H21ZM23 80V81H24ZM48 80V81H47ZM139 80V79H138ZM146 80V79H145ZM153 80V81H154ZM189 80V79H188ZM236 80V81H235ZM234 81H233V83H234V86L233 85H231V86H233L234 88H235V85L237 86V84H238V79H235ZM238 80V81H237ZM252 80V79H251ZM257 79H255V80H253V81H256ZM259 80V79H258ZM262 80V79H261ZM261 80H260V83H261ZM20 81V80H19ZM47 81V82H46ZM153 81H150V82H153ZM178 81L179 82H181L182 84H180L179 85V83H178ZM193 81H196V80H193ZM218 80H215V82H217ZM222 81H223V79H222ZM228 81V80H227ZM230 81V80H229ZM14 82V81H13ZM21 82V81H20ZM41 82H44L42 85H40V83ZM45 82H46V84H45ZM135 82H137V81H135ZM139 82V81H138ZM257 82V81H256ZM47 83L49 84V86L48 87H44L45 85H47ZM178 83V86L181 88L182 86H186V88H189V89H185V88H183L182 87V89L181 90H185V92H186V90L187 91H191L190 92V94H189V92H188V94H187V92H186V94H178V93H176V92H178V91H181V90H178V89H180V88H178V86H175V84H177ZM218 83H219V81H218ZM222 84H224L223 82H221ZM220 83V84H221ZM241 83H239V84H241ZM253 83V82H252ZM45 84V85H44ZM139 84V83H138ZM216 84V83H215ZM214 84V85H215ZM221 84V85H222ZM22 85V84H21ZM51 85V86H50ZM133 85V86H132ZM165 85V86H164ZM219 85V84H218ZM220 85V87H223V86H225V85H223V86H221ZM230 85V84H229ZM262 86L264 85V82H263V84H261ZM162 86H164L165 88L166 87H169L170 89H161L162 88ZM174 86L176 87V88H174ZM193 86V85H192ZM191 85H190V87H192ZM215 86H217V85H215ZM226 86H227V83H226ZM252 86H254L253 88H255V89H253V90H255V92H253V90L252 89H250V88H252ZM19 88L21 87V86H18ZM23 87V86H22ZM238 87H239V85H238ZM244 87H246V88H244ZM15 88V89H14ZM24 88V87H23ZM55 88V89H54ZM216 88H218V87H216ZM82 89V90H81ZM200 91H199V90ZM219 89H222V88H219ZM226 89V88H225ZM244 89V90H243ZM246 89V90H245ZM249 89H250V92H248L249 91ZM263 89V88H262ZM148 90V89H147ZM184 90L182 91V93L184 92ZM240 90H242L243 91V93H242V91H240ZM248 90V91H247ZM252 90V91H251ZM260 90V89H259ZM264 90V89H263ZM145 90L143 89V92H144ZM197 91V92H196ZM227 92H228V89L226 90ZM238 91H240V93H238ZM244 91H246V93L244 92ZM50 93V92H52V95L51 96H55V98H57L58 100H61V101H59L60 103H61V105H58V107L60 106L61 108H58L57 107V105H56V109H55V107H53L55 104H54V102L52 103V101H53V97H49V95L51 94H48V93ZM184 92V93H185ZM223 92V91H222ZM225 92V91H224ZM251 92H253V93H251ZM53 93H54V95H53ZM216 94H217V92H215ZM218 93H220V91L218 92ZM243 95H242V94ZM249 93H251L250 95H249ZM47 94H48V96H47ZM145 94H146V92H145ZM204 94H206V90H205V93ZM207 94L209 95V93L207 92ZM206 94V95H207ZM223 94V93H222ZM222 94H220V96H222ZM18 98V100L16 99V101H15V99H14V97L15 96ZM63 96V98H61L62 96ZM180 95V96H179ZM207 95V96H208ZM211 95V94H210ZM218 95V94H217ZM224 95V94H223ZM247 95H249V97L247 96ZM256 94H253L252 96H255ZM58 96L60 97V98H58ZM140 96V95H139ZM214 96V95H213ZM225 96V95H224ZM227 96V95H226ZM251 96V97H252ZM46 97H48L50 100H52L51 102H50V100H49V102L47 103V99H46ZM143 97V96H142ZM209 97V96H208ZM215 97H216V95H215ZM214 97V98H215ZM256 97V96H255ZM260 97V98H261ZM54 98V99H55ZM205 98H207V97H205ZM211 98H213L212 97V95H211ZM210 98V99H211ZM218 98V97H217ZM219 99V98H218ZM228 99V98H227ZM256 99V98H255ZM264 99V98H263ZM2 100H1V102L0 103H2ZM56 100V99H55ZM54 100V101H55ZM131 100V99H130ZM137 100V99H136ZM213 100H215V99H213ZM226 100V99H225ZM224 100V101H225ZM244 100H246V101H248L247 103H249V100L250 99H245L244 98ZM252 100V99H251ZM250 100V101H251ZM253 100H254V97H253ZM63 101V102H62ZM129 101V100H128ZM222 101V100H221ZM59 102H57V100L55 101V103H59ZM130 102V101H129ZM207 102V100L205 101V103ZM210 103L212 102V99H211V101H209ZM223 102V101H222ZM225 102H227V100L225 101ZM225 102L223 103V105L225 104ZM253 102V101H252ZM255 102V101H254ZM12 103V102H11ZM13 103V104H14ZM213 103V102H212ZM215 103V102H214ZM218 103H220V101L218 102ZM257 103V102H256ZM130 104H133V103H130ZM129 104V105H130ZM12 105V104H11ZM135 104H134V107L136 106ZM215 105V107H218V106H216L217 104H214ZM222 105V106H223ZM226 105V104H225ZM231 105V106H230ZM257 105V104H256ZM5 106V105H4ZM3 106V108H5ZM132 106V105H131ZM207 106V105H206ZM209 107H211V106H209ZM214 106H212V108H213ZM225 107H223V108H225ZM254 107V106H253ZM256 107V106H255ZM132 108H133V106H132ZM131 108V109H132ZM211 108V109H212ZM219 108V107H218ZM221 108V107H220ZM53 109H55L56 111H53ZM136 109V108H135ZM134 109V110H135ZM209 109V108H208ZM210 109V110H211ZM216 109V108H215ZM214 108L212 109V110H215ZM128 110V109H127ZM129 110H130V108H129ZM129 110H128V112H129ZM219 111L221 110V109H218ZM128 112H127V116H128ZM208 112V111H207ZM209 112H211V111H209ZM218 112V111H217ZM126 113V112H125ZM133 113V112H132ZM31 114H32V118H31ZM211 114V113H210ZM213 114V113H212ZM225 114V113H224ZM222 116L223 115H221V117L220 118H222ZM123 117V116H122ZM126 117V116H125ZM125 117H123V118H125ZM206 117V116H205ZM208 117V116H207ZM206 117V118H207ZM218 117V118H219ZM127 118V117H126ZM134 118V117H133ZM214 118H215V120H214ZM25 119V120H24ZM26 119H28V120H26ZM205 119V118H204ZM19 120V121H18ZM24 120V121H23ZM134 120V119H133ZM222 120V119H221ZM221 120H219V122L221 121ZM7 121V120H6ZM13 121V120H12ZM25 121H26V123H25ZM119 121H120V123L121 124H119L118 126H116L115 124L117 123H119ZM129 121H131V120H129V118H128V121L127 122H129ZM8 122H11V121H8ZM21 123H22V125H21ZM26 126L25 128L23 127L24 125ZM222 124V123H221ZM13 125V124H12ZM114 125H115V127H114ZM120 125H122L121 127H120ZM223 125H224V123H223ZM14 126V125H13ZM216 126H218V125H216ZM226 126V127H227ZM116 127H118V128H116ZM121 129H120V128ZM13 128V127H12ZM18 128V127H17ZM215 128H216V130H215ZM219 128V127H218ZM224 128V127H223ZM222 128V129H223ZM26 129V130H25ZM125 130L126 132H119L118 130ZM144 130L143 131V133H145V134H141L142 133V131H140V130ZM221 129V128H220ZM220 129H219V131H220ZM25 130V131H24ZM138 130H139V132H140V134L139 133H137L138 132ZM222 131V130H221ZM262 131V132H261ZM22 132H23V134H22ZM217 132V133H216ZM259 132H261V134L259 133ZM121 133H123L122 135H120ZM243 133L245 134V137L249 140V138H250V136L252 137V135H255V134H257V136L259 135H262L263 136V139H262V142H258L257 141V143H258V145H259V143H260V145L259 146H261V148H259V149H257L258 147H257V143L255 144V148H256V150H254V149H252V148H249V147H247L246 148V146H242V144H243V142H242V138H243ZM17 134H16V136H17ZM22 134V136H20ZM205 134H207V135H205ZM219 134H220V132H219ZM246 134L247 135H249V137L248 136H246ZM127 135H129V134H127ZM144 136V138H142L141 136ZM225 135V134H224ZM130 136L131 135H129L128 136V138H130ZM145 136H146V138H145ZM219 136V135H218ZM256 136V135H255ZM254 136V137H255ZM256 136V137H257ZM261 136V137H262ZM4 137V136H3ZM220 137V136H219ZM218 137V138H219ZM254 137H252V138H254ZM255 137V138H256ZM260 137V138H261ZM16 138V137H15ZM259 138V137H258ZM1 139V138H0ZM4 139V138H3ZM7 139V138H6ZM222 139H223V137H222ZM244 140H245V138H243ZM8 140V139H7ZM27 140V141H28ZM131 140V141H130ZM226 140V139H225ZM224 140V141H225ZM258 140V139H257ZM10 141V140H9ZM16 141V140H15ZM223 141V142H224ZM259 141H260V139H259ZM4 142V141H3ZM5 142H6V140H5ZM4 142V143H5ZM20 142V141H19ZM245 142H247V140H245ZM9 143V142H8ZM29 143V142H28ZM18 144V143H17ZM22 144V143H21ZM249 145H251L250 143H248ZM248 144H246L247 146H248ZM254 144V143H253ZM263 144V143H262ZM3 145V144H2ZM8 145V144H7ZM10 146H11V143L9 144ZM19 145V144H18ZM23 145V144H22ZM221 145V144H220ZM4 146V145H3ZM2 146V147H3ZM222 146V145H221ZM264 146V145H263ZM250 147H253V146H250ZM253 147V148H254ZM35 148V149H36ZM129 148H131L130 149V151H129ZM9 149V148H8ZM34 149V148H33ZM262 151H264V150H262ZM259 152H261V150L259 151ZM259 152H258V155H260L259 157H258V155H257V157H258V159L261 157L262 158V161H260V162H264L263 161V154H264V152H262V153H260L259 154ZM244 153V154H243ZM224 154V153H223ZM256 154H257V152H256ZM222 155V154H221ZM262 155V156H261ZM8 156V157H7ZM21 156V157H20ZM32 156V157H31ZM5 157H7L9 160H10V164L13 166V167H11V168H13V169H15V170H11L10 169V167H9V163H8V161H4V160H6V159H3V158H5ZM251 157V158H250ZM18 158H21V162H18L19 160H18ZM260 158V159H261ZM3 159V160H2ZM7 159V160H8ZM129 159H130V161L132 162V163H130L132 166H131V168L130 169H126L125 167H127V162L126 161H129ZM257 159V160H258ZM15 160H17V161H15ZM220 160H222L221 162H220ZM124 162V164H122L121 163V165H120V163L119 162ZM126 162V163H125ZM258 162V163H257ZM257 163V164H256ZM9 164V165H8ZM14 164V165H13ZM263 165V164H262ZM221 166H223L222 165V163H221V165H220V169H222V167ZM225 166V165H224ZM223 166V167H224ZM122 167H124L125 169H123ZM178 167H181V169L180 168H178ZM180 169L181 171H182V177H180L181 176V174L179 175L178 173H177V175L175 174V170L178 172V171H180V170H178V169ZM129 170L131 171V172H133V176H134V178H133V180H130L129 178H127L128 176H127V174H128V172H129ZM217 170V171H216ZM130 172V173H131ZM183 172H184V174H183ZM221 171L219 170V172L218 173H220ZM223 172V171H222ZM221 172V173H222ZM131 175H132V173H131ZM183 175H185L184 177L185 178H183ZM216 176V177H215ZM132 177V176H131ZM218 177V178H217ZM217 181V182H218ZM225 181H223V183L225 182ZM220 182V181H219ZM263 182V183H262ZM203 184V183H202ZM207 184V183H206ZM216 184V183H215ZM214 184V185H215ZM219 184H221V183H219ZM193 185V184H192ZM197 185V184H196ZM204 185V184H203ZM210 185H212V184H210ZM260 185V186H259ZM195 186V185H194ZM193 186V187H194ZM199 186V185H198ZM208 186H209V184H208ZM217 186H218V184H217ZM216 186V187H217ZM259 186V187H258ZM264 186V185H263ZM200 187V186H199ZM211 187V186H210ZM220 187V186H219ZM223 188H224V186H222ZM262 187V186H261ZM129 188V187H128ZM197 188V187H196ZM207 188V187H206ZM205 188V189H206ZM214 188V187H213ZM218 188V187H217ZM9 189V188H8ZM7 189V190H8ZM194 188H192V190H193ZM210 189H212V188H210ZM33 190V191H32ZM120 190H122V188L120 189ZM119 190V193L118 194H121L122 192ZM126 190H127V188H126ZM197 190H198V188H197ZM208 190H209V188H208ZM207 190V191H208ZM218 190V189H217ZM1 191H2V189L0 190V193H1ZM5 191H2V192H5ZM123 191V190H122ZM124 191H125V188H124ZM129 191H130V189H129ZM128 191V192H129ZM194 191V190H193ZM205 191V190H204ZM203 191V192H204ZM211 191H213V190H211ZM227 191V192H228ZM11 192V193H10ZM121 192V193H120ZM126 192V191H125ZM148 192V193H147ZM198 192V191H197ZM209 192V194L211 193L210 191H208ZM191 193V192H190ZM216 193H218V192H216ZM251 193V197H253L252 196V192H250ZM258 193H261L260 192V190H259V192H257V194ZM2 194V193H1ZM4 194V193H3ZM117 194V195H118ZM125 193H123L122 195H124ZM130 194V193H129ZM132 194V193H131ZM172 194L175 196H172ZM195 194H197V193H195ZM208 194V196H210ZM220 194V193H219ZM218 194V196H220ZM256 194V193H255ZM262 194V193H261ZM128 195V194H127ZM170 195V196H169ZM181 195V196H182ZM188 195H190V194H188ZM223 194L221 193V196H222ZM178 196V195H177ZM185 196V195H184ZM187 196V195H186ZM193 196V195H192ZM192 196H191V198H192ZM197 196V195H196ZM195 196V197H196ZM202 196V195H201ZM205 196H207V195H205ZM208 196L204 199V200H206V202H207V200L209 201L210 199V197L208 198ZM224 196H225V194H224ZM257 195H255V197H253V198H257V201L259 200V198L261 197V195H259L258 194V196H259V198H258V196L256 197ZM4 197H5V195H4ZM121 197V196H120ZM122 197H124V196H122ZM125 197H126V195H125ZM124 197V198H125ZM146 197H147V199H146ZM163 197V199H160V198H162ZM197 197H200V193H199V195L197 196ZM204 197V196H203ZM202 197V198H203ZM223 197V196H222ZM225 198V199H229V198ZM244 197H246V196H244ZM244 197H243V200H244V202H245V200L246 199H244ZM251 197H250V202L252 203L253 201V199L251 200ZM123 198V199H124ZM128 198H129V195H128ZM178 198H180V197H177V199ZM190 198V199H191ZM194 198V197H193ZM211 198H212V196H211ZM220 198V197H219ZM219 198H217V199H219ZM246 198H248V197H246ZM119 199V198H118ZM117 199V200H118ZM122 199V200H123ZM144 199H146V200H144ZM158 199H160V200H158ZM182 199H183V196H182ZM195 199V198H194ZM196 199H198V198H196ZM215 199H216V197H215ZM224 199V200H225ZM261 199V198H260ZM264 199V198H263ZM121 200V201H122ZM129 200V199H128ZM130 200H131V198H130ZM133 200H131L132 202H135V201H133ZM151 200V201H150ZM166 200V199H165ZM181 200V199H180ZM186 200H188V198L186 199ZM186 200L184 199V201L186 202ZM198 200H200V199H198ZM213 199H211L210 201H212ZM262 200V199H261ZM261 200H259V201H261ZM120 201V200H119ZM164 201V200H163ZM168 202H169V200H167ZM167 201H165V202H167ZM171 201V200H170ZM174 201H176V199L174 200ZM181 201H183V200H181ZM248 201H249V199L247 200V205L246 204H244V202H242L243 204H241V205H245V206H247V207H249V205H250V202L248 203ZM264 201V200H263ZM124 202H126V198H125V200L123 201V203ZM131 202V203H132ZM137 202H135V204L134 203H132L133 205H137L136 203ZM173 202V201H172ZM171 202V203H172ZM177 202V201H176ZM179 200H178V204H179ZM184 202V203H185ZM201 202V200L199 201V203ZM214 202H216V201H214ZM228 202V201H227ZM122 203V204H123ZM128 204H129V202H127ZM131 203H130V205H131ZM144 203H146V204H144ZM144 203H142V204H144L145 206L143 207V208H139L138 207V205H140V204H138L137 205V207L136 208H138V209H140L139 211H138V209L136 210V211H134L135 213L137 212H140L141 211V209H142V211L143 210H145L147 207H148V202L146 201V202H144ZM170 203V202H169ZM182 203V202H181ZM183 203V204H184ZM237 203V204H236ZM173 204V203H172ZM171 204V205H172ZM194 205H195V203H193ZM204 204V203H203ZM207 203H205V205H206ZM210 204V203H209ZM59 205V206H58ZM117 205H119V204H117ZM130 205L128 206V207H130ZM147 205V206H146ZM161 205H163V203L161 204ZM170 205V204H169ZM177 204L175 203V206H176ZM192 205V204H191ZM201 205H202V203H201ZM216 205V204H215ZM239 206V207H243V206ZM258 205V204H257ZM256 205V206H257ZM261 204H259V206H260ZM2 206V207H1ZM124 206H127V204H125ZM142 206V205H141ZM173 206V205H172ZM180 206V205H179ZM178 205H177V208L179 207ZM181 206H182V204H181ZM187 206V205H186ZM204 206V205H203ZM202 206V207H203ZM207 207H208V205H206ZM210 206H212V205H210ZM214 206V205H213ZM259 206L258 207H253V204H252V206L250 205V207H252V209L253 208H255L254 210H256L257 208H259ZM132 207V206H131ZM134 207V206H133ZM134 207V208H135ZM159 207H161V206H159ZM163 207V206H162ZM192 207H193V205H192ZM192 207H190V208H192ZM201 207V206H200ZM199 207V208H200ZM220 207V206H219ZM224 207V206H223ZM239 207H238V209H239ZM126 207H124V209H125ZM133 208V209H134ZM135 208V209H136ZM170 208H171V206H170ZM169 208V209H170ZM189 208V207H188ZM196 208V207H195ZM215 208V207H214ZM227 208H229V206L227 207ZM231 208V207H230ZM245 208V207H244ZM120 209V210H119ZM123 209V210H124ZM127 209V208H126ZM129 209V208H128ZM161 209V208H160ZM160 209H159V212H162V211H160ZM163 209V208H162ZM168 209V210H169ZM173 210H174V208H172ZM181 209V208H180ZM194 209V208H193ZM207 209V208H206ZM211 209V208H210ZM218 209V208H217ZM221 209V208H220ZM226 209V208H225ZM224 209V210H225ZM251 208H250V210H252ZM147 211H148V213L150 212V210H148V209H146ZM145 210V211H146ZM157 210H158V208H157ZM172 210V211H173ZM183 210H184V208H183ZM199 210V209H198ZM212 210H213V207H212ZM249 210V211H250ZM252 211L253 212V214H252V216L253 215H256V213H254V212H257L258 210H256V211ZM127 211V210H126ZM146 211V212H147ZM164 211H165V209H164ZM176 211V210H175ZM186 211V210H185ZM191 211H192V209H191ZM190 211V212H191ZM204 211V210H203ZM202 211V212H203ZM209 211V210H208ZM219 211V210H218ZM222 211H223V209H222ZM226 211V210H225ZM227 211H229V209L227 210ZM230 211H231V209H230ZM239 211H241V210H239ZM248 209H247V214H248ZM3 212V211H2ZM107 212H108V214L109 213H113L116 217H117V219L113 216L112 217V215H111V217L113 218V220H115L116 219V223H110V222H108V223H110L111 225H113L114 227H117L118 226V228H120L121 226H123V228L122 229H120L119 230V232H118V230H117V232L116 233H114V229H110V230H106L107 228H104L105 229V231H108V234H105V233H103V230L101 231L103 234L102 235H104L103 237H100V235L101 234H99V233H101L100 232V229H101V227H102V229H103V226L105 225H108V223L106 222V224H103V226H100V224H99V226H100V229H98L99 228V226L97 225L98 223L97 222H99V223H101L102 224V222L100 221V217L102 216H104V215H102L103 213L105 214H107ZM131 212H132V209H131ZM130 212V213H131ZM134 212H132L131 214H133ZM150 212V213H151ZM180 212V211H179ZM187 212V211H186ZM188 212H189V209H188ZM195 212V211H194ZM199 212V211H198ZM215 212V211H214ZM35 213H38V215L40 216V219H41V216H52L49 220H45L46 221V223H45V226H44V228H40L41 226H42V224L44 225V223H43V221H42V219H44L43 217H42V219H41V221H42V223H41V225L39 224V217L38 216H36L37 214H35ZM124 214L125 213H129L128 211L127 212H125V210H124V212H123ZM122 213V214H123ZM142 212H140V216L141 217H139L140 218V221H141V219H143L142 220V223L140 224V225H142L141 227H143L144 226V228H143V231L145 232V231H148L149 229H147L146 230V228L148 227V225L144 222V220L145 219H147V217L149 216L148 215V213H146L145 214V212L143 211V213L141 214ZM158 213V212H157ZM156 213V214H157ZM163 213V212H162ZM162 213H160V214H162ZM168 213H169V211H168ZM167 213V214H168ZM180 213H182V212H180ZM196 213V212H195ZM204 213V212H203ZM205 213H206V211H205ZM221 213V212H220ZM223 213V212H222ZM225 213H227V212H225ZM225 213H223L224 215H225ZM231 213V212H230ZM229 213V214H230ZM239 213H242V215H243V213H246L245 211H244V209H243V212H239ZM257 213H260L259 211L257 212ZM3 214V215H2ZM35 214V216H34V218L37 220L36 221V223L38 222V225H36V226H38L39 227V229H42V233H40V236H36V234L35 235H33L31 232H32V230L34 229V227L32 228V229H30L29 230V232H30V234H28V236H22V235H20L21 234V232L23 233V231H24V229H23V226H27V225H29L30 223H28L29 221H32L31 223L32 224H30V228H31V225H33L34 226V222H35V220H34V218L32 217L33 215ZM105 214V215H106ZM107 214V215H108ZM145 214V215H144ZM155 214V215H156ZM165 214V213H164ZM170 214V213H169ZM178 214V213H177ZM187 214V213H186ZM201 215H202V213H200ZM213 214V213H212ZM251 214V212L248 214V215H250ZM31 216V218L29 217V216ZM106 215V216H107ZM110 215V214H109ZM137 215V214H136ZM148 215V216H147ZM152 215V214H151ZM166 215V214H165ZM164 215V216H165ZM171 215V214H170ZM169 215V216H170ZM191 215V214H190ZM192 215H194V214H192ZM191 215V216H192ZM201 215H199V216H201ZM216 215V214H215ZM224 215H222V216H224ZM263 215V214H262ZM5 216V217H4ZM25 216H28L30 219H32V220H30V219H28V217H25ZM100 216V217H99ZM128 217V215L126 214L125 215V217H124V215L121 217V219H123V217L126 219L127 217ZM144 216H146V217H144ZM163 216V217H164ZM171 216H173V215H171ZM177 216H179L180 217V215H177ZM177 216L175 217V218H177ZM182 216H185L184 214H182ZM204 216H206L207 217V214H204ZM210 216H212V215H210ZM213 216H214V214H213ZM226 216H228V214L226 215ZM4 217V218H3ZM21 217H23V218H21L22 219V221L24 222L25 221V218H27L26 220V222H27V224L26 225H24L25 223H15L14 222V220L16 221V219H20ZM36 217H38V218H36ZM47 217V218H48ZM108 217V216H107ZM131 215H130V220H131ZM137 217V216H136ZM151 217V216H150ZM153 217H154V215H153ZM160 217H162L161 215H160ZM160 217H158L159 219H162V218H160ZM188 217H190V216H188ZM197 217V216H196ZM215 217V216H214ZM221 217V216H220ZM220 217H219V219H220ZM243 217H244V215H243ZM254 217H257V216H254ZM253 217V218H254ZM105 219H106V217H104ZM103 218V219H104ZM109 218L110 217H108L107 219L109 220ZM112 218H111V220H109V221H113L112 220ZM115 218V219H114ZM134 218V217H133ZM149 218V217H148ZM155 218V217H154ZM157 218V217H156ZM174 218V217H173ZM182 218V217H181ZM187 218V217H186ZM223 218V217H222ZM234 218H236V217H234ZM98 219H99V221H98ZM102 219V218H101ZM107 219L105 220V221H107ZM120 219V218H119ZM136 218H134V220H135ZM138 219V218H137ZM150 220L152 219V217L151 218H149ZM149 219H147V220H149ZM165 219H168L167 217L165 218ZM183 219V218H182ZM190 219H192V221H193V218H189V221H190ZM212 219V218H211ZM256 219V218H255ZM154 220V219H153ZM157 220V219H156ZM163 220V219H162ZM173 220V219H172ZM188 220V219H187ZM187 220H186V222H187ZM198 220V219H197ZM200 220V219H199ZM218 220V219H217ZM216 220V221H217ZM19 221V220H18ZM44 221V222H45ZM62 221H64L65 222V224H64V226H63V228H60L59 227V225H60V223L62 222ZM103 221V220H102ZM133 221V220H132ZM131 221V222H132ZM139 221V220H138ZM158 221V220H157ZM176 221V220H175ZM179 221V220H178ZM185 221V220H184ZM210 221V220H209ZM215 221V222H216ZM5 222V223H6ZM20 222H21V220H20ZM64 222H62V223H64ZM115 222V221H114ZM119 222V223H118ZM177 222V221H176ZM197 221H195V223H196ZM208 222V221H207ZM61 223V224H62ZM97 223V224H96ZM104 223V222H103ZM117 223L118 224H121V226L119 227V225H117ZM134 223H136V222H134ZM138 223H140V222H138ZM147 225V227H145V224ZM157 223H159V221L157 222ZM156 223V225H158ZM179 223V222H178ZM189 223V222H188ZM192 223V222H191ZM1 224H2V226H1ZM14 224H15V226H14ZM59 224V225H58ZM137 224V223H136ZM135 224V225H136ZM144 224V225H143ZM149 224V223H148ZM153 224V223H152ZM152 224L150 225V226H152ZM161 224V223H160ZM159 224V225H160ZM168 224V223H167ZM179 224H181V223H179ZM209 224V223H208ZM18 225H21V226H18ZM23 225V226H22ZM63 225V224H62ZM111 225H109V228H111ZM115 225H117V226H115ZM131 225H133L134 226V224H131ZM154 225V224H153ZM189 226H190V223L188 224ZM193 225V224H192ZM204 226L206 225L205 223L203 224ZM203 225H201V226H203ZM128 226V227H127ZM132 226V228H134L135 229V226L133 227ZM139 226V225H138ZM218 226V225H217ZM245 226V229H246V231L248 232V230L251 232L250 234H252L248 239L250 240H252L251 241V243H249V244H251L252 246H250L251 248L254 246V248L255 249H251L252 251H253V255H254V253L257 251H259V254H260V252L262 253V254H260V255H258V253H255V254H257L256 256H263V250H264V216L262 217V218H258L257 217V220H255V222L253 223V225L251 226V227H249V226H247L246 224L244 225ZM19 227H21L20 229H22L23 231H19L20 229H19ZM27 227H29V226H27ZM57 227V228H56ZM62 227V226H61ZM108 227V226H107ZM137 227V226H136ZM160 227V226H159ZM168 227V226H167ZM167 227H165L164 226V228H167ZM184 227H188L187 225L186 226H184ZM193 227V226H192ZM213 227V226H212ZM220 227V226H219ZM139 228V227H138ZM158 228V227H157ZM156 228V229H157ZM169 228V227H168ZM183 228V227H182ZM189 228V227H188ZM218 228V227H217ZM140 229V228H139ZM160 229V228H159ZM162 230H163V228H161ZM160 229V232L162 231ZM172 229H173V227H172ZM179 229V228H178ZM190 229V228H189ZM189 229H187V232H189ZM209 229V228H208ZM211 229V228H210ZM213 229H214V227H213ZM216 229V228H215ZM224 229V228H223ZM25 230H27V232H28V229L26 228ZM133 230V229H132ZM131 230V231H132ZM136 230V229H135ZM135 230H134V232H135ZM152 230H153V228H152ZM165 230V229H164ZM169 230H170V228H169ZM181 230V229H180ZM179 230V231H180ZM192 230V229H191ZM195 230V229H194ZM20 233H19V232ZM35 231H37V230H35ZM34 231V232H35ZM39 231H41V230H38V232ZM129 231V233H127ZM137 231V230H136ZM139 231V230H138ZM137 231V232H138ZM143 231H142V233H143ZM174 231V230H173ZM173 231H171V232H173ZM206 231H208V230H206ZM222 231V230H221ZM26 232V231H25ZM24 232V233H25ZM33 232V233H34ZM133 232V231H132ZM137 232H136V235H137ZM151 232V231H150ZM163 232H166V231H163ZM169 232V231H168ZM170 232V233H171ZM177 232V231H176ZM176 232H173V234H176ZM191 233H192V231H190ZM204 232V231H203ZM247 232H246V234H247ZM23 233V234H24ZM139 233V232H138ZM146 233V232H145ZM144 233V234H145ZM156 233H158V231L156 232ZM155 233V234H156ZM162 233V232H161ZM181 233V232H180ZM182 233H186V232H183L182 231ZM181 233V234H182ZM213 233V232H212ZM254 233V234H253ZM38 234V233H37ZM160 234V233H159ZM173 234L171 235V236H173ZM188 234V233H187ZM190 234V233H189ZM249 233L247 234V237L250 235ZM25 235H27L26 233H25ZM97 235L100 237V238H102V239H98L97 238ZM133 235H135L134 233H133ZM141 235V234H140ZM157 235V234H156ZM177 235V234H176ZM192 235H193V233H192ZM85 236V237H84ZM132 236V235H131ZM137 236H139V235H137ZM144 236V235H143ZM143 236H142V238H143ZM145 236H148V234H146ZM144 236V237H145ZM151 236V235H150ZM164 236V235H163ZM168 236V235H167ZM167 236L165 237V238H167ZM171 236H169L171 239H172V237ZM179 236V235H178ZM188 236V235H187ZM202 236V235H201ZM205 236V235H204ZM254 236H256V237H254ZM262 236H263V238H262ZM87 237V239L85 240L86 241V244H87V246L88 247H86L87 249H86V252H84V253H86V255L85 254H83V252L82 251H84L83 250V247L85 246V244H84V238H86ZM136 236H134V238H135ZM149 237V236H148ZM147 237V238H148ZM157 237H160L159 235L157 236ZM175 237V236H174ZM177 237V236H176ZM180 237V236H179ZM178 237V238H179ZM186 237V236H185ZM189 237V236H188ZM190 237H191V234H190ZM254 237V238H253ZM259 237L261 238V239H259ZM141 238V239H142ZM146 238V237H145ZM153 238V237H152ZM152 238H150L151 240H152ZM156 238V237H155ZM160 238H164V237H160ZM178 238H174V242H175V239L177 240ZM187 238V237H186ZM198 238V237H197ZM196 238V239H197ZM253 238V239H252ZM131 239H133V236H132V238H130V240ZM136 239H138V237L136 238ZM140 239V240H141ZM144 239V238H143ZM149 239V240H150ZM169 239V238H168ZM180 239H181V237H180ZM179 239V240H180ZM185 239V238H184ZM196 239H195V241H196ZM205 239V238H204ZM209 239V238H208ZM211 239V238H210ZM209 239V240H210ZM242 239V238H241ZM248 239H246L245 240V242H243V244L245 243L246 245H247V248L244 246V245H242V244H239V243H235V244H239V246H241L240 248H242V246H244V249L246 248L247 250H246V257H245V263L246 264H250V263H248V261L250 262V253H249V251H251L250 249H248L249 247H248V242L247 241H249ZM3 240V241H2ZM134 240V239H133ZM133 240H131V241H133ZM139 240V242H141ZM146 240V239H145ZM150 240V241H151ZM154 240V239H153ZM159 240V239H158ZM173 240V239H172ZM179 240H177V243H180V242H178ZM187 240V239H186ZM199 240H200V243L202 242L201 241V239L199 238ZM206 240V239H205ZM254 240L256 241L255 242V245H254ZM259 240L261 241V242H259ZM129 241V242H128ZM134 241H136V243H137V240H134ZM157 240H155V241H153V244H154V242H156ZM163 241V240H162ZM169 241H171V240H169ZM204 241V240H203ZM239 241H241V240H239ZM243 241V240H242ZM164 242V241H163ZM163 242H162V244H163ZM166 242V241H165ZM199 242V241H198ZM206 242V241H205ZM211 242V241H210ZM238 242V241H237ZM247 242V243H246ZM133 243H135V242H133ZM136 243L133 245V246H136L137 248H138V245L139 244H137L136 245ZM143 243H144V241H143ZM151 243V242H150ZM167 243H168V241H167ZM169 243H172V242H169ZM177 243H175V244H177ZM193 243H194V240H193ZM192 243V244H193ZM156 244V243H155ZM165 244V243H164ZM173 244V243H172ZM195 244V243H194ZM193 244V245H194ZM204 244V243H203ZM207 244H208V241H207ZM143 245V244H142ZM152 245V244H151ZM157 245V244H156ZM158 245H159V242H158ZM161 245V244H160ZM159 245V246H160ZM187 245V244H186ZM190 244L188 243V246H189ZM198 243H196L195 245H194V247H198ZM201 245H202V243H201ZM229 244H227V246H228ZM133 246H132V248H133ZM162 246V245H161ZM205 246H207L206 244H205ZM226 246V247H227ZM230 246V245H229ZM235 246V245H234ZM237 246V245H236ZM157 248H158V246H156ZM155 247V249H152V250H156L157 248ZM164 247V246H163ZM193 247V246H192ZM233 247V246H232ZM135 248V247H134ZM172 248H174V247H172ZM182 248H188V247H182ZM237 248V247H236ZM85 249V248H84ZM89 249V251L87 252V250ZM115 249V248H114ZM119 249V250H120ZM159 249V248H158ZM157 249V250H158ZM183 249V250H184ZM101 250V251H100ZM116 250V249H115ZM114 250V251H115ZM122 250H123V252H122ZM133 250H136V249H133ZM180 250V249H179ZM182 250V251H183ZM186 250V249H185ZM199 250H200V248H199ZM255 250V251H254ZM43 251V252H42ZM48 253H46V252ZM113 251V250H112ZM137 251V250H136ZM169 251H171L170 249H169ZM194 251V250H193ZM16 252V253H15ZM139 252V251H138ZM138 252L136 253V254H138ZM145 252V251H144ZM153 252V251H152ZM180 252H181V250H180ZM190 252H192V251H190ZM196 251H194V252H192V253H195ZM198 252V251H197ZM196 252V253H197ZM3 253V254H4ZM25 253V254H26ZM33 253V252H32ZM42 253H43V255H42ZM47 254V256H49V257H47L46 256V254ZM115 253V252H114ZM134 253V252H133ZM133 253L131 254V255H133ZM177 253V252H176ZM179 253V252H178ZM177 253V254H178ZM185 253V252H184ZM183 253V254H184ZM30 254H31V252H30ZM118 254V253H117ZM129 254V253H128ZM140 254V253H139ZM142 254H143V252H142ZM145 254V253H144ZM174 254V253H173ZM180 254H182V252L180 253ZM182 254V255H183ZM199 254V253H198ZM197 254V255H198ZM234 254H236V253H234ZM1 255L2 256H4V257H1ZM24 256V258L25 259H21L20 260V256ZM29 255V254H28ZM36 255H34V256H36ZM124 255V254H123ZM122 254H121V256H123ZM125 255H127L126 254V252H125ZM125 255H124V257H125ZM131 255H129V256H127V257H131ZM181 255V256H182ZM192 255V254H191ZM252 255V256H253ZM30 256V255H29ZM47 258H46V257ZM170 256V255H169ZM176 256H178V255H176ZM180 256V257H181ZM255 256V257H256ZM19 257V258H18ZM33 257V256H32ZM42 257V258H41ZM44 257H45V259H44ZM86 257V258H85ZM106 257V256H105ZM123 257V258H124ZM135 257H137V255L135 256ZM173 257V256H172ZM172 257H170V259L172 258ZM179 257V258H180ZM189 257L190 256H188V258L187 259H189ZM254 257V256H253ZM23 258V257H22ZM36 258H38L37 256H36ZM35 257H33V258H31V259H36ZM85 258V259H84ZM107 258H108V256H107ZM141 258V257H140ZM148 258V257H147ZM152 257H150L149 258V260L151 259ZM166 258L168 259V257L166 256ZM178 258V257H177ZM177 258H175L174 257V259H177ZM264 259V257H261L260 259ZM109 259H112L111 257H109L108 258V260ZM115 259V258H114ZM131 260H135V262H136V260H141V259H139V258H130ZM154 259V258H153ZM182 259H183V257H182ZM257 259V262L259 263V262H261L260 260L258 261V257L256 258ZM15 260H16V262H15ZM20 260V261H19ZM142 260H143V257H142ZM169 260V259H168ZM171 260H173V258L171 259ZM170 260V261H171ZM178 260V259H177ZM180 260H181V258H180ZM184 260V259H183ZM254 260V259H253ZM1 261V260H0ZM10 261V262H9ZM22 261V262H21ZM33 261V260H32ZM31 261V262H32ZM104 261V262H105ZM112 261V260H111ZM111 261H109V262H107L106 261V264L107 263H110ZM117 261H119L118 259H117ZM174 261V260H173ZM182 261V260H181ZM186 261V260H185ZM225 261V260H224ZM227 261V260H226ZM236 261V260H235ZM262 261H264V260H262ZM26 262V261H25ZM113 262H115V260L113 261ZM126 262H128V261H126ZM130 262H132V261H129V263L128 264H130ZM177 262V261H176ZM176 262H175V264H176ZM183 262V261H182ZM222 262V261H221ZM233 262V261H232ZM256 262V261H255ZM256 262V263H257ZM3 263V264H4ZM35 263V262H34ZM120 262H118V264H119ZM133 263H134V261H133ZM137 263V262H136ZM144 263V262H143ZM162 263H164V262H162ZM229 263V262H228ZM236 263V262H235ZM234 263V264H235ZM241 263V262H240ZM242 263H243V261H242ZM0 264H2L1 262H0ZM32 264H33V262H32ZM112 264V263H111ZM121 264H123L122 262H121ZM125 264V263H124ZM139 264H142V263H139ZM170 264V263H169ZM178 264H180V263H178ZM218 264V263H217ZM259 264H261V263H259ZM262 264H264V262H262Z\"/></svg>",
	"mask_w": 264,
	"mask_h": 264
},
{
	"label": "rangeland",
	"instance_id": "rangeland-1",
	"mask_svg": "<svg viewBox=\"0 0 264 264\" xmlns=\"http://www.w3.org/2000/svg\"><path fill=\"white\" fill-rule=\"evenodd\" d=\"M4 1H6V2H5L6 4H8V3H9L10 5L12 4L10 10H12L13 8H14V9L12 10L11 13H10V12L7 13V12H3L4 6H3V8L1 7V8H0V10L2 9V10H1V11H2L1 14L4 15V13H5L6 15H4L5 18L1 17L2 15H0V21L3 22V19H5L4 22L6 21L5 23H7V22H8L7 20H9L8 17H10V15H12V18H11L10 21L13 20V22H15V26H16L18 29H16L17 31H16L15 29H13V30H12V33L10 32L11 30L8 31V33H9V32H10V33L7 35V33H6V34L4 33L5 31L7 32V29L4 28V29H5V30H4V29H3V26H1V24H5V23H0V26H1L0 28L2 29V32H3V34H2V38H1V42H0V44H1V47H0V73H1V74H5V75L7 74V76H9L7 79L10 78V79H9V82H8L7 79H5L4 81L6 82V80H7V82H6V83L2 82L3 85H4V84L6 85L7 83L9 84L10 81H11V79H12V83H13V84H14V83L16 82V80H17V82L15 83V87L17 86L16 89H18V90L20 89V91H22L23 89L25 90V89H26V86H27V81H26V79L24 80V78L26 77V76L24 77V74H25V70H26L25 68H27V67H26L27 65H25V68H24V65H23L20 61L18 62L17 59H16V63H15V59H14V61H13V57L10 56V55H12V54H10L11 52L7 53V49H9V47H10V48L12 47L10 51L15 50L16 48H15L14 46H18V43H19V47L21 48V47H23L25 44H27L26 42H29V40H31V39H32L31 41L33 42V41H34L37 37H39V36H40V39L37 38L36 41H37V42L39 41L40 44L44 47V46H45V43L43 42L42 37H43V35H44V37L47 38V41L49 40V39H48V38H49L48 36L51 37L50 34L53 33V32H52V28H54V26H53V25H54V24H53L54 22H53V21H55L56 18H61V17L63 16V14H64L65 11L63 12L62 9H64V8H63L64 6L62 7L61 5H62V3L65 4V2H66L67 0H66V1H65V0H56V2H55L54 0H35L36 2H34V0H24V1H23V0H22V1H18V0H17L18 3H17L16 0H12V1H11V0H10V1H9V0H0V2H3V3H4ZM8 1H9V2H8ZM30 1L33 2V4H34V3H37L38 1H41L43 6L41 5L40 2H38V3H37L38 6H39V8H38L37 6H33V4L30 3ZM47 1H48V2H47ZM68 1H69V0H68ZM70 1H71V0H70ZM81 1H82V0H81ZM81 1H80V3H81ZM88 1H89V3H90L92 0H88ZM88 1H83V3H84V2L87 3ZM97 1L99 2V0H94V2H92V3H95V2H97ZM102 1H103L104 3H102L101 0H100V3H101L102 6L96 3V4L98 5L97 8H99V7L101 6V8H99V9H100V11L102 12L103 9L105 10V8H110V7L112 6L113 8H112V7H111V8H112L113 10L110 9V11L112 10L113 12H115V14L111 11V12H112V15H109V14H111V12H110L108 9H106V12L104 11V13H106V14H104V13L100 14V11H99L98 13H94V14H92L93 11H94L95 9H96V10H95L94 12H97L99 9L97 10V8H95V7H94V9H93V8H89V9H91V10H89L90 13H91V11L93 10L92 13H91L92 15L89 14V16H90V17L93 16V17H92V20L96 18L95 21L93 20V22H91V21H92L91 18H90V20L87 19V18H88V17H87V14H88L89 12L85 10V9H87V8L89 7L90 4H88V6L86 5L87 8H85V6H84L85 4L82 3L83 6H84V8H82L81 11H83V9H84V11H86L87 14H86V12H85L86 18H84V15H83V18H81L82 21L80 20V22L82 23L81 27H83V25H84V27H85L86 25H88L89 27L87 26V28H89V30H90V28H91L93 25H94L95 27H96V26H99L98 24L103 25V26H107V28H106V27L103 28V26H102V28H101V26H100L98 29H99V33H100V32H105V33L108 32V35H107V34H104V35H103L102 33H100V34H101V36H100V35H98L99 33L95 34L96 37H97V39L99 38V36H100L101 38H104V40L100 38L101 41L99 42V39H98V40L95 39V35L92 34V32H91L92 30H90L89 33L87 32V33H88V34H87L86 31H88V29L86 28V29H87V30H86V29L83 27V28H81V29H82L81 32H82V31L84 32V30H85V33H82V34H81V38L84 37L83 40L81 39V43L84 45L85 39H86L87 37H89V36H90V37H89V38H90V41H89V38H88V41H86L87 43L91 44V41H92L93 39L96 40V42L93 43V41H94V40H93V41H92V44H91L92 46L89 45L90 47H89L86 43H85V46H82V44H80V43H78V46H77V44H75V45H76L77 47H81V51L84 52L85 49H82V48H83V47H86V45H87V47L91 48V51H92V48L95 46V44H96L97 42H98L99 44L102 42L101 45H102L103 49H104L105 45L108 44V48H107V45H106V47H105V49H104L105 52H104V50H102V49H100V48H96V47L93 48V53H96V51H97V52L99 51V53H97V55H98V54H100V55L103 54L104 56H103V55H101V56H100V55L95 56L96 54H93L92 52H88V53H92V54H93V57H95V58L97 57L98 60L101 59V58L104 60V59L106 58V56H107V58H106L107 60L105 59L107 62H106L105 60L102 61V59H101V63H100V62H99L100 60L98 61L97 58H96L97 62H99V64L97 63V66H99V68H100V66H102V64H103V65L105 64V66H106V64H108L109 61H112L113 64L117 63V61H121V63L117 66V70H118V72H117V74H116L115 76H117L119 73H122V71L125 72V69H126L125 67H126V65H128V64H125V63H129V62H130V63H133V61H134V62H137V61H138L140 64L143 63L145 67H146V66L149 67L148 65H149L150 63H152V62L154 61L153 63L157 64V62H158L159 60L161 61V58L164 57L165 55H166V56H165L164 58H162L163 61L166 60V57H167V59H174V58H172V57H175V59H176V58L178 57L177 55H180V56H181V57H179V58H177V59L183 60V61H185V62L183 63V61H182V62L179 61L181 64L178 62L177 67H178L179 71H180V70L183 71V69H187V68H192V65H193V61H192V60L195 59V56H196V54H197V52H198L197 47L200 48L201 50H207V49H208V50L211 51V50L213 49L212 47H214V45H213L214 43H213V42H216V41L218 40L219 37L223 36L224 39H226V41H227V37H229V36H228V35H229V25H230V24H229V21H228V23H227V20H225V17H224V20H223V21H226V24H225V26H224V25H222V22H223V21H222V19H221V18H222L221 16H223V15L225 14L224 12H226V15L229 13L228 10H229V6H230V5L228 6V10H226V8H227L226 5H228V4L230 3V2L228 3V0H227V1H225V0L217 1V0H216V1H215V4H216V2H217L218 4H216L217 6H215V7H214L213 5H211V4H214V3L210 2V5H211L212 7H214V10H220V9H221V10H226V11H223V12L221 11V12H220V15H219V16H220V19H218V18H216L217 20L214 19V22H217L218 20H221V22H220L221 24H218L219 22L216 23V24H218L217 26H218L219 32H216V29H215V28H212V29L215 30V33H216V34L214 33V31H212L211 27H213V25H212L213 23L211 24V27H208L209 30H211V31L213 32V34H212L211 32H209V33H210V35H209V39H211L212 42H211V40L209 41V39L207 40L208 37H207V38H204V37H203V38L206 39L207 41H202L203 38L201 37V35H199V36H200L199 39L202 38V40H198V38H195V36H197V35H196L197 33L194 35L193 33H195V32H191V30H193V29H190V28H187V29H186V28H184V26H185V27H186V26H187V27L190 26V25H187V24H181V23H180V25H182V26H180V25L178 24V26H177L178 28H177V27H171L172 29H170V26L168 27V25H169V21L171 22L170 18L172 19V17H174V14H173V15H172V13L169 14V13H167L168 11H166L165 14H163V15H165V18H164V17H162V19L160 18V16H162L161 14L164 12V10H165V9L168 10L167 7L163 6L164 3H163V5H160V4H159V5L162 7V11H163L162 13H160V11H159L160 14H159L158 16H159L160 19H157L158 17H157V18H154V19H153V18H152V19L149 18V17H155V16H154V13H155V14H156V13L158 14L157 11H158V10H161V9H158V8H157V7L159 6V5L156 3V2H158V0H154L155 2H153V0H149V1H147V2H149V3H148L149 6H148L147 9L144 10V12L146 11V13H139V12H142V10L138 9V8L140 7V5H139L140 3H141V4L143 3V5H147V4H145V3H146L145 0H143V2H142L141 0H140L139 2H138V0H136V1H135V0H131V1H130V0H127V3H128V1H129V5H128L127 3H125L126 0H124L125 2H123L122 0H112V1H110V0H106L107 2H110L109 5L106 4L107 2H106L105 0H102ZM114 1H115V3H114ZM116 1H117V2H116ZM132 1H135L136 3H135V2H132ZM187 1H189V0H187ZM197 1H199V2H197L198 4H196V0H194V2H193V3H195V6H196V5H200V4H199V3H200V0H197ZM203 1H204V0L201 1V5H202V2H203ZM206 1H213V0H206ZM223 1H224V4H226V3H227V4H226V5H222V2H223ZM239 1L242 2L241 0H239ZM246 1L248 2V0H246ZM250 1H252V0H250ZM250 1H249V3H250ZM256 1H257V0H256ZM262 1H263V0H262ZM7 2H8V3H7ZM13 2H14V3H13ZM28 2H29V4H31L32 6H30V5L28 4ZM45 2H46V3H45ZM49 2H50V3L52 2V3L50 4ZM53 2H55V3H54V6H52V5H53ZM71 2H72V1H71ZM71 2H70V3H71ZM73 2H74V1H73ZM151 2H152V4H150ZM160 2H161V1H159L158 3H160ZM190 2L192 3V0L189 1V4H191ZM220 2H221V3H220ZM257 2H260V0L257 1ZM257 2H256V5H255V2H253L254 5H252V2H251V5L253 6V8H256V7H257L256 10L259 11V10H260V8H259L260 6L257 4ZM47 3H49V4L51 5V7H50V5H48L50 8H48ZM75 3H76V4H75ZM78 3H79V0H76V2H74V4H75L74 6L77 7V4H78ZM112 3H113L114 5H112ZM133 3L136 5V11H138V12H134L135 10H134V8H133V7H134V6H133V5H134ZM138 3H139V4H138ZM219 3H220L222 6H225V7L222 8V6H220ZM243 3H244V1H243ZM261 3H262V2H260L259 4H261ZM1 4H2V3H0V5H1ZM9 4H8V7H10ZM39 4H40V5H39ZM66 4H68V2H67ZM82 4H81V7H82ZM96 4H95V5H96ZM105 4H106V5H105ZM110 4H111V5H110ZM115 4H116V6H115ZM120 4H122V5H120ZM124 4H125V5H124ZM215 4H214V5H215ZM244 4L249 5L248 3H244ZM263 4H264V1H263ZM2 5H4V4H2ZM16 5H17V6H16ZM25 5H28V6H25ZM44 5H45V6H44ZM97 5H96V6H97ZM103 5H105V6L103 7ZM107 5H108V7H107ZM130 5H131V6H130ZM138 5H139V6H138ZM143 5L140 7L141 9H142ZM151 5H152V6H151ZM157 5H158V6H157ZM218 5H219V6H218ZM240 5H241V4H240ZM247 5H244V7L247 6ZM251 5H249L248 7H245L247 11L250 9V7H251V10H253ZM257 5H258L259 7H258ZM41 6H42V7H41ZM57 6H59L60 8L57 7ZM67 6L70 7L69 4H68ZM72 6H73V4H72ZM90 6H91V5H90ZM92 6H94V4H93ZM92 6H91V7H92ZM118 6H120L121 8L119 9ZM128 6H129V10L131 9L130 11L128 10ZM160 6H159V8H161ZM6 7H7V6H6ZM32 7H33V8L36 7V9H35V8L33 9ZM44 7H45L47 10L49 9L48 12H47L46 10L44 11V9H45ZM69 7H65V9L67 10V8H69ZM79 7H80V5H79ZM79 7H78V8H79ZM102 7H103V8H102ZM137 7H138V8H137ZM144 7H147V6H144ZM144 7H143V9H144ZM149 7H151L152 9L149 8ZM190 7H191V6H190ZM216 7H217V8H216ZM219 7H220V9H219ZM239 7H240V6H239ZM241 7H243V6H241ZM261 7H263L262 4H261ZM16 8H17V9H16ZM23 8H26L27 10L23 11V10H24ZM28 8H29V9H28ZM31 8H32L33 10H35V11L37 10L36 12H38V14H39V12H40V13H41V14H40L41 16H40V17L38 16V18L36 17V14H34V15H35V16H34V15H33V12H32L33 10H31ZM37 8H38L39 10H38ZM40 8H41V9H40ZM42 8H43V11H44L43 13L47 12L45 15H43V13H42ZM51 8H52V9H51ZM53 8H54V9H53ZM56 8H57V9H56ZM61 8H62V9H61ZM114 8H115L116 10H115ZM117 8H118V9H117ZM132 8H133V9H132ZM163 8H165V9H163ZM248 8H249V9H248ZM55 9H56V10L59 9V11H57V12H59V15H61V17H57V16H59V15H58V13L56 12ZM101 9H102V10H101ZM149 9H151V10H153V11H151V10H149ZM156 9H158V10L156 11ZM241 9H242V8H241ZM6 10L8 11V8L5 9L4 11H6ZM28 10L31 11V12H29ZM60 10H61V12H60ZM73 10H74V9H73ZM121 10H122V11H121ZM147 10L150 11V13L152 14V16H151V15L149 16L150 13H149ZM242 10H243V9H242ZM242 10H241V11H242ZM256 10H254V12H255ZM13 11H14V12H13ZM27 11H28V13H29L28 15H31V14H32L34 18L36 17L35 20H33L34 18H31V19H30V17H32V15H31L30 17H29L28 15H26ZM35 11H34V12H35ZM53 11H55V12L57 13V14H55V17L53 16L54 19H53V18H52V19H49V18L47 19V17H46V18L44 17V16H46V15H47L48 17H50V16H49V13H50V12H53ZM68 11H70V10L68 9ZM76 11H78V9L76 10V8H75V11H74V12H75V13H78V12H79L78 14H79L80 16L82 15V13L80 14V10H79L78 12H76ZM107 11H108L109 13H108ZM119 11H120V12H119ZM260 11H261L262 13H258L259 17L261 16L260 14H263V15H264V12H263L264 9H263V11H262V9H261ZM16 12H17V13H16ZM25 12H26V13H25ZM36 12H35V13H36ZM71 12H73V11H71ZM71 12H70V13H71ZM121 12H123V13H121ZM126 12H127V13H126ZM133 12H134V13H133ZM152 12H154V13H152ZM248 12H251V11H248ZM24 13H25V15H24ZM53 13H54V12H53ZM53 13H52V14H53ZM60 13H62V14H60ZM68 13H69V12H68ZM70 13H69V16H74V14H75V13H74V14L71 13L72 15H70ZM107 13H108V15H107ZM119 13H120V14H119ZM129 13H130V15H129ZM148 13H149V14H148ZM221 13H222V15H221ZM223 13H224V14H223ZM240 13H242V12H240ZM245 13H246V12H245ZM252 13H253V11L251 12V14H252ZM15 14H16V15H15ZM38 14H37V15H38ZM66 14H67V13H66ZM66 14H65L63 17H66V16H67ZM96 14H97V16H95ZM103 14L106 15V16L104 17ZM124 14H126V16H125L124 18H122ZM134 14H135V15H134ZM136 14H138V15H136ZM141 14H143V16H141ZM144 14L147 15V16H146V17H147V20H146V17H145ZM157 14H156V15H157ZM242 14H243V13H242ZM254 14L257 15V11H256V13H254ZM19 15H20V16H19ZM79 15H77V16H79ZM98 15H99L100 17H98ZM127 15H128V16H127ZM170 15H171V16H170ZM226 15H224V16H226ZM244 15H245V14H244ZM249 15H250V13H249L248 15L244 16V17H247V16L249 17ZM258 15H257V16H258ZM263 15H262V16H263ZM17 16H18V17H17ZM24 16L26 17V19H25ZM69 16H67V17L70 19L71 17H69ZM77 16H76V18H78ZM101 16H103V17H101ZM108 16H109V17H110V16H115V18H116L117 16H120V17L122 16L121 19H123V21L125 20V22L122 21V23H124V24H122V25L119 24V23H121V22H119V20H118V19H120V18L117 17V18H116L117 20H116L115 18H113V19L110 18L109 22L107 23V19L109 18ZM135 16H136V17H135ZM138 16H139L140 19H145L146 21H145V20L143 21V20L138 19ZM215 16H216V17L218 16V12H217V15H216V13H215ZM254 16H255V15H254ZM262 16H261V17H262ZM41 17H44L43 19H47V21L44 20V21H46V23L43 21V19H42ZM51 17H52V16H51ZM97 17H98V18H97ZM106 17H108V18H106ZM126 17H127V18H126ZM141 17H142V18H141ZM241 17H242V16H241ZM251 17H253V15H252ZM259 17H258V18H259ZM16 18H17V19H16ZM28 18L30 19L31 23H32V21H33V24H32V25H31L30 22H28V20H27ZM39 18H41L43 22L41 21V19L39 20ZM79 18H80V17H79ZM79 18H78V19H79ZM100 18H103V19H100ZM105 18H106V19H105ZM125 18L127 19V21H126ZM148 18H149L150 20H149ZM174 18H175V17H174ZM227 18H228V15L226 16V19H227ZM255 18H256V17H255ZM255 18L253 17V19H255ZM37 19L39 20V22H38ZM64 19H65V18H64ZM69 19H68V20H69ZM83 19H84L85 21H83ZM121 19H120V21H121ZM155 19H156V20H160L159 23H157V25L152 26V25L150 24V26H152V27L146 25L147 22H148V20H149L150 22H151V21H152V22H155ZM167 19H168V20H167ZM250 19H251V18H250ZM250 19H248L247 21H249ZM263 19H264V18H263ZM36 20H37L38 23L41 22L40 25H42L41 27H42L43 29H42V28L40 29V27H39L40 25L38 26V25L34 22V21H36ZM50 20L52 21V26H53V27H52L51 25H47V23H49V22L51 23ZM68 20L66 19V21H68ZM99 20H101L102 22L100 23ZM103 20H104V21L106 20L105 24H107V25H104V24H103V23H104ZM112 20H113V22H112ZM114 20H116V22H115ZM134 20H135V23H136V24L138 23V24L136 25V28H133V26L135 25V24H134ZM136 20H138V21H136ZM139 20L142 21L143 23H140ZM163 20H164V22H163ZM228 20H229V18H228ZM245 20H246V18H245ZM259 20H260V19H259ZM259 20L257 19V21H259ZM261 20H262V19H261ZM18 21H19V22H18ZM21 21H22V22H21ZM24 21H26V22L24 23ZM86 21H87V22H86ZM241 21H242V19H241ZM243 21H244V19H243ZM252 21H255V20H252ZM257 21H256V22H257ZM20 22H21V23H20ZM64 22H65V20H64ZM80 22H79V24H80ZM96 22H97V23H96ZM98 22H99V23H98ZM127 22H128V25H126ZM157 22H158V21H157ZM261 22H262V21H261ZM16 23H17V24H16ZM27 23H28L29 26L27 25ZM29 23H30V24H29ZM43 23H44L45 27H43V26H44ZM50 23H49V24H50ZM69 23H70V22H69ZM83 23H84V24H83ZM87 23H88V24H87ZM89 23H90V24H89ZM93 23H96V24H93ZM116 23L119 24V25H118V28L115 27V24H116ZM144 23H146V24H144ZM162 23H163V24H162ZM167 23H168V24H167ZM247 23H248V22H247ZM258 23H259V22H258ZM258 23H257V26L259 25ZM263 23H264V20H263V22L261 23V26L259 25V26H260L259 29H262V28L264 29V27H263V26H264ZM7 24H8V23H7ZM18 24H19V25H18ZM66 24L68 25V23H66ZM91 24H92V25H91ZM109 24H111L110 27L114 30L113 32H115V33H111V34H113L114 36L110 34V32H112V29H111V28H110L111 30L109 29V27H108ZM112 24H114V27L112 26ZM117 24H116V25H117ZM142 24H143L144 26L140 27ZM152 24H153V23H152ZM155 24H156V23H155ZM165 24H166V26H165ZM216 24H214L215 27H217ZM251 24H252V22H251ZM251 24H249V25H251ZM254 24H255L254 26L257 27L255 22H254ZM5 25H6V24H5ZM17 25H18V26H17ZM23 25H26L27 27H29V28L26 27V29H30V31H27V30L25 31V30H23V29H25V28L23 27ZM35 25H37V26H35ZM67 25H66V26H67ZM120 25H121V26H120ZM138 25H139L140 28L137 27ZM148 25H149V22H148ZM220 25H221V27H220ZM227 25H228V26H227ZM244 25H245V23H244ZM249 25H248V28L250 27ZM252 25H253V24H252ZM262 25H263V26H262ZM21 26L23 27V29H22ZM48 26L51 27V29L48 28ZM119 26H120V27H119ZM126 26H127V27H126ZM161 26H162L163 28H162ZM179 26H180V27H179ZM246 26H247V25H246ZM254 26H253V27H254ZM6 27H7V25H6ZM19 27H21V28H20L21 30L25 31L23 34L20 33V32H23V31H21V30L19 29ZM33 27H34V28H33ZM38 27H39V28H38ZM125 27H126V28H125ZM134 27H135V26H134ZM181 27H182V28H181ZM190 27H191V26H190ZM32 28H33V29H32ZM36 28L39 29L42 33L45 32V31H46L47 33H43V34H42L41 32H38L39 30L37 31ZM66 28H67V27H66ZM68 28H69V27H68ZM105 28H106L107 31L105 30ZM143 28H144V29H143ZM165 28L168 29V30H166ZM175 28L179 29L180 31L177 30V29H175ZM192 28H193V27H192ZM208 28H204V29H206V31H204L205 34H207L206 32H207V29H208ZM221 28H222V29L225 28V29L222 30ZM251 28H252V26H251ZM251 28L248 29V30H252ZM257 28H258V27H257ZM34 29H35V30H34ZM46 29H47V30L50 29V30L47 31ZM83 29H84V30H83ZM103 29H104V30H103ZM117 29H118V30H117ZM121 29H124V30H121ZM134 29H135L136 31H135ZM138 29H139V30H138ZM161 29H163V30L165 29L166 31H165V30L163 31V30H161ZM189 29H190V32H191V33L189 32ZM194 29H195V28H194ZM18 30H20V32H18ZM32 30H33V31H32ZM43 30H44V31H43ZM108 30H110V32H109ZM144 30L149 31V32H146V31H144ZM152 30L155 31V32H153ZM156 30H157V33H156ZM158 30H159V31H158ZM169 30H170V31H169ZM186 30H188V31H186ZM196 30H197V29H196ZM202 30H203V29H202ZM220 30H222V31H220ZM224 30H225L226 32H228V33L226 34V33L224 32ZM227 30H228V31H227ZM245 30H246V28H245ZM13 31H14V32H13ZM15 31H16V32H15ZM49 31H50V32H49ZM122 31L125 32V35H126V36L124 35V33H123ZM126 31H127V32H126ZM141 31L145 32V34H144L143 32H141ZM171 31H172V32H171ZM217 31H218V30H217ZM242 31H243V30H242ZM252 31H253V30H252ZM254 31H256V30H254ZM257 31L259 32V30H257ZM261 31H262V33H263L264 30H261ZM2 32H1V33H2ZM27 32H28L29 34H28ZM31 32H32V33H34V32H35V33H37V32H38V33H41L42 36H41L40 34H34V35H36V38H34L35 36H34V37L31 36V35H33ZM51 32H52V33H51ZM117 32H121L122 34H121V33H117ZM139 32H140V33H139ZM163 32H165V33H163ZM184 32H188V35H187V33L184 34ZM197 32H199V31L197 30ZM245 32H247V31H245ZM245 32H244V34H246ZM258 32H256V33H257V36H258L259 40L261 41V38H262L261 35H262V34H261V33L258 34ZM19 33H20V34H19ZM25 33H26L27 36L25 35ZM30 33H31V34H30ZM90 33H91V34H90ZM153 33H154L155 35H156V34H159L160 36H162V35L164 34V36H162V38L164 37V39H161V37L159 38L157 35L155 36ZM166 33H169V34H166ZM174 33H175V34H174ZM178 33H179V34H178ZM202 33H203V32H202ZM209 33H208V34H209ZM218 33H220V34H218ZM240 33H241V32H240ZM242 33H243V32H242ZM242 33H241L240 36H241V37L245 36L244 34H243V36H242ZM247 33H248V32H247ZM10 34H13V35H11L12 38L9 37ZM17 34H19V35L17 36ZM85 34H86L87 36H86ZM118 34L121 35L122 37H121V36H118ZM133 34H135V35H133ZM137 34H138V35H137ZM139 34H140V36H139ZM152 34H153L157 39L159 38L160 40H157V39H156V41H155V40L149 38L148 35H150V37H151ZM161 34H162V35H161ZM189 34H190L191 36H190ZM3 35H6L7 38L10 39V40H12V41L9 42V40L5 38L6 36L4 37ZM14 35H15V36H14ZM37 35H38V36H37ZM45 35H46V36H45ZM47 35H48V36H47ZM55 35H56V33H55ZM91 35H92V36H91ZM102 35H103V36H102ZM105 35H107V38H108V36L110 35L111 38L109 37L108 39H109V40L112 39V42H109L108 39L105 38V37H106ZM129 35H130V36H129ZM153 35H152V36H153ZM174 35H175V36H174ZM184 35H185L186 38L183 37ZM216 35H217V37H216ZM218 35H219V36H218ZM13 36H14L15 38L17 37V39L13 40V39H14ZM22 36H23V37H22ZM25 36H26V39H25ZM85 36H86V37H85ZM93 36H94V37H93ZM104 36H105V37H104ZM117 36H118V37H117ZM127 36H128L129 38H128ZM134 36H135V38H136V37H137V38L135 39ZM199 36H198V37H199ZM210 36H211V37H210ZM212 36H214V37H212ZM246 36H247V35H246ZM257 36H256V37H257ZM259 36H260L261 38H260ZM28 37H30V38L33 37V38H31V39H30V38L27 39ZM92 37H93V38H92ZM119 37H121V38H119ZM155 37H154V38H155ZM165 37H167V40H166ZM182 37H183V38H182ZM188 37H189V38H188ZM191 37L194 38L195 40H194V39H191ZM231 37H232V36H231ZM247 37H248V36H247ZM23 38H24V39H23ZM46 38H44V41L46 40ZM122 38H123V39H122ZM124 38H125V39H124ZM131 38H132V39H131ZM142 38H143V40H142ZM152 38H153V37H152ZM172 38H173V39H172ZM179 38H180V39H179ZM187 38L189 39V41H188ZM245 38H246V37H245ZM50 39H51V38H50ZM91 39H92V40H91ZM175 39H176V40H175ZM181 39H183V40H181ZM184 39H185V41H187V42H185ZM186 39H187V40H186ZM215 39H216V40H215ZM232 39H233V40H232ZM5 40H6V41H5ZM18 40H20V41L18 42ZM27 40H28V41H27ZM86 40H87V39H86ZM102 40H103V41H102ZM124 40H126V41H124ZM137 40H138L139 42H137ZM141 40H142V41H141ZM151 40H152V41H151ZM161 40H163V41H161ZM164 40H165V41H168V42H165ZM177 40H178V41H177ZM214 40H215V41H214ZM237 40H238V39H237ZM242 40H244V39L242 38ZM245 40H246V39H245ZM3 41H4V42H3ZM24 41H25V43H24ZM41 41H42V43H41ZM114 41H115V42H114ZM123 41H124V42H123ZM129 41H130V42H129ZM144 41H147L148 43H149V41H150L152 45H153L154 43H155V45H158L159 43H156V42H160V44H159L158 46L160 47V45H163L164 47L161 46V47L159 48V47L157 46V48H155V46H152L151 44H148V43H147L148 45H146V43H145ZM170 41H171V42H170ZM193 41H194V42H193ZM13 42H14V43H13ZM15 42H16V44H15ZM32 42H31V43L29 42V43H30L31 45H32L33 43H36L35 46H37V45H38V46H41L39 43H37V42H35V41H34L33 43H32ZM103 42H105V45H104V46H103ZM107 42H108V43H107ZM118 42H119L120 44H118ZM128 42H129V43H128ZM143 42H144V43H143ZM152 42H154V43H152ZM164 42L166 43L165 45L163 44ZM189 42H190V43H189ZM202 42H204L205 44L203 43V45H202ZM210 42L212 43V47H211V43H210ZM240 42H242V41H240ZM246 42H247V41H246ZM11 43H12L13 46H11ZM21 43H24V44H21ZM46 43H47V42H46ZM109 43H111V44H110L111 46L109 45ZM179 43H180L181 45H180ZM186 43H187V44H186ZM236 43H237V42H236V38H235V37H232V38L230 39V44H229V47H228V59H227V60H228V63H227V66H228V67H227V66L222 67L221 70H219L220 72H219V71H216L215 73H217V75H216L215 73L213 74L214 84L216 83L215 85H217V86H215L214 84H212V85H210V87H209L208 89H207V88H206V89H201V91H202L201 94H202L203 98L205 99V101L207 100L206 103H205V101H204V104H205V105H204V110H205V112H204V115L202 116V117H203L202 120H203L204 122H206V121L209 119V116H210V115L215 116L216 113L218 114V115L216 114L217 116H215L216 119H217V121H216L215 118H214V120L216 121V122H214V123H215V124L218 123V124H216V125H218V126L214 125V127H216V128L218 129V131H217L216 128H215V130H216L218 133L216 132V133H217V137H214V139L216 140V142H217V141H218V142H217V144H214V146H215V147H216V146H217V147L219 146V149H220V147H221V149H222V148H224V147H223V145H224V146L226 147V148H224V150H225V149L227 150V146H226V144H223V143H227V136H228V135H227V134H228V126H227V123H226L225 121H229V120H226V119H227L226 117H228L226 114H229V113H228L229 110L226 109L227 107H225V106H228V108H229V105H228V104H231V103H229V102H231V99H230V101H228V100H229V97H230L229 95L232 94V91H233L234 89L236 90V88H237V90H239V89L241 88V86H242V83H243V82H244L243 84L246 83L245 80H244L242 83L240 82V81H242L241 78H243V75H244V74H245V75H246V74H247V75H250V74H251V75L248 76V77L251 78L252 80H251V79H248V80L251 81V84H252V85L254 84V86H256V85L258 84V87H257V90H256V91H257L258 93L262 91L261 94H263V95H262L263 97H261L260 93H259V96H258L257 93H253V92H255V90H253V89H255V88H253L254 86H252V88H250V89L253 90V92H251V93L256 94V95H255L256 97H255V96H252L253 94L249 93V95L251 94L252 97H251V96L249 97V95H247L249 98H246V95L243 93L242 90H240V91H242V93L244 94V95H243V94L241 93V94L244 96V97H243V105H244V102H245V104H248L249 106H251L250 104L253 103L252 106H251L253 109H255V108L257 109V108H260V106H264V99H263V98H264V90H263V89H264V85H263V86L261 85V84H263V82H264V64H262V63L264 62V58L262 59V56H263V55H262V54L260 55V56H261V59H259L260 56L257 55V54H256L257 59L255 58V54L252 55V56H254V58H252L251 63H252V61L255 59V60L253 61V64H255V65H253V66L250 67V68H251V71H252L253 73H255V75H253L252 72L250 73V71L247 72V73H245L246 70L249 69V68H247V66L245 67V65H243V64H241V63H242V59H243L245 56H246V57H245V62H246V60H247L246 58H248V56H249V54H250V52H251V49H248V50H250V52H248L249 54H248V53L244 54L245 52H247V49H246L245 47L242 48L241 45L238 46V45H237L238 43H237V44H236ZM242 43H243V42H242ZM2 44H3V45H2ZM9 44H10V45H9ZM20 44H21V45H20ZM99 44H98V45H99ZM124 44H127V45H124ZM167 44H168V47L171 46V45L174 46V47L170 48V52H169L170 55L167 54L168 51H169V48L166 49V48H167ZM178 44H179V46H178ZM183 44H184V45H183ZM240 44H241V43H240ZM22 45H23V46H22ZM93 45H94V46H93ZM96 45H97V44H96ZM101 45H100V46H101ZM117 45H118V47H117ZM129 45H130V46H129ZM149 45L152 46L151 48H153V47H154V48H153V49H151V48L149 49V48H148V47H150ZM188 45H190V46H189L190 48L188 47ZM201 45H202V46H201ZM231 45H232V47H231ZM242 45H243V44H242ZM32 46H33V45H32ZM38 46H37V48H38ZM109 46H110V47H109ZM113 46H114V47H113ZM124 46H125V47H124ZM128 46H129V48H128ZM132 46H133V47H132ZM134 46H135V47H134ZM138 46H139V47H138ZM144 46H145V47H144ZM146 46H147V47H146ZM240 46H241V47H240ZM243 46H244V45H243ZM13 47H14L15 49H14ZM87 47H86V48H87ZM98 47H99V46H98ZM102 47H101V48H102ZM123 47H124V48H123ZM137 47H138V49H137ZM140 47H141V48H140ZM176 47H178V49H177ZM230 47H231V48H230ZM239 47L242 48L243 51H244V49H245L244 53H243V51H242L241 49L239 50ZM3 48H4V50H3ZM6 48H7V49H6ZM113 48H115L116 50L113 49ZM117 48H118V50H117ZM130 48H132V49H130ZM133 48L136 49V50H134ZM164 48L167 50V52L164 50ZM187 48H188V50H187ZM204 48H205V49H204ZM247 48H248V47H247ZM5 49H6V50H5ZM12 49H13V50H12ZM95 49H96V51H95ZM107 49H109V52H108ZM110 49H111V50H110ZM174 49H177L178 52H177V50H174ZM180 49H182V50H181L182 53H180ZM190 49H191V50H190ZM231 49H232L233 51H232ZM100 50H101V52H100ZM156 50H157L158 52H157ZM163 50L165 51V55H164V51H163ZM172 50H173V51H172ZM189 50H190V51H189ZM201 50H200V51H201ZM234 50H235V51H234ZM3 51H4V52H3ZM5 51H6V52H5ZM94 51H95V52H94ZM120 51H121V52H120ZM149 51H151V52H149ZM153 51H154V52H153ZM159 51H160V52L162 51V53H159ZM175 51H176V52H175ZM187 51H189V52L186 53ZM231 51H232V52H231ZM83 52H81V54H82ZM103 52H104L105 54H104ZM114 52H115V54H114ZM129 52H130V53H129ZM142 52H143V53H142ZM145 52H146V53H145ZM190 52H191V53H190ZM201 52H202V51H201ZM42 53H43V55H44V50H43V49H42ZM42 53H39V52L37 53V52H35L34 55H35V56L37 55V56L39 57V54H40V56H41ZM84 53H86V52H84ZM88 53H87V54H88ZM107 53H109V54L107 55ZM131 53H132V54H131ZM155 53H157V54H155ZM171 53H172V54H171ZM176 53H177V55H176ZM189 53H190V57L187 58V59L190 60L189 63H192V65L190 64L191 66H189L188 62L186 61L187 59H183V57H187V55H188ZM240 53H241V54H244L245 56H243L242 58H240V57H239V54H240ZM251 53H252V52H251ZM139 54H140V55H139ZM151 54H152V56H151ZM154 54H155V55H154ZM161 54H163L164 56H163V55L161 56ZM181 54H182V55H181ZM184 54H186V55H184ZM3 55H4V56H3ZM46 55H47V54H46ZM46 55H44V57H47ZM84 55H86V54H84ZM84 55L82 54L81 57L84 56ZM89 55H90V54H88V55L85 56L86 59H87V56H89ZM141 55H142V56H141ZM147 55H148V56H147ZM158 55H159V56H158ZM171 55H172V56H171ZM174 55H175V56H174ZM194 55H195V56H194ZM5 56H6V57H7V56H8V57L10 56V57H9V61H10V62L7 61V60H8V57L5 58ZM29 56L31 57V55H29ZM35 56H32V59H34ZM37 56H36L35 58H37ZM111 56L114 57V58H112ZM128 56H129V57H128ZM140 56H141V57H140ZM155 56H156V58H155ZM160 56H161V57H160ZM169 56H170V57H169ZM188 56H189V55H188ZM230 56H231V57H230ZM240 56H242V55H240ZM252 56H250V57H252ZM258 56H259V57H258ZM3 57H4V58H3ZM110 57H111V58H110ZM117 57H118V58H117ZM147 57H148V58H147ZM149 57H150V58H153V61H152V62H151L150 60L147 61V59H149ZM159 57H160V59H159ZM250 57H249V60H250ZM2 58H3V59H2ZM11 58H12V59H11ZM58 58H59V57H58ZM58 58H57V59H58ZM90 58H91L90 60H95L94 58L92 59L91 55H90ZM137 58H138V59H137ZM154 58H155V59H154ZM157 58H158V59H157ZM190 58H191V59H190ZM193 58H194V59H193ZM239 58H240L241 60H240ZM10 59L14 62V65H13V63H12V61H11ZM32 59H31V60H32ZM86 59H85V60H86ZM108 59H109V60H108ZM133 59H135V60H133ZM136 59H137V60H136ZM145 59H146V62L144 61ZM156 59H157V60H156ZM229 59H230V60H229ZM258 59H259V61H257ZM4 60L7 61V62H6L7 65H6V67H5L7 71L5 70V68H4V66H3V62H5ZM34 60H35V59H34ZM113 60H114L115 62H114ZM140 60H141V61H140ZM142 60H143V61H142ZM32 61H33V60H32ZM122 61H125V63H123ZM177 61H178V60H177ZM236 61H237V62H236ZM243 61H244V60H243ZM8 62H9V63H8ZM17 62H18V63H17ZM94 62H95V61H94ZM103 62H105V63H103ZM186 62H187V63H186ZM261 62H262V63H261ZM10 63H12V65H11ZM85 63H86V61H85ZM182 63H183V64H182ZM248 63H249V62H248ZM251 63H250V65H252ZM8 64H9V65H8ZM15 64H16V65H15ZM21 64H22V65H21ZM34 64H36V66H33V67H37L38 69H40V68L43 66V64H41V63H39V62H35ZM230 64H231L232 67H231V66L229 67ZM232 64H233V65H232ZM245 64H246V63H245ZM261 64H262L263 66H261ZM20 65L23 66V68H24L25 70H24V69L22 70V68H21ZM179 65H180V66H179ZM186 65H187L188 67H187ZM241 65H243V68L241 67ZM247 65H248V64H247ZM2 66H3V67H2ZM8 66H11L12 69H13V68H17V69H18V72H17V69H16V70L13 69V71H11V68L9 69ZM19 66H20V70H19ZM65 66H66V68H68L67 65H64L63 67H65ZM97 66H96V63H95V67H96V68H97ZM105 66H102V67H105ZM182 66H185V68L182 67ZM233 66H234V67H233ZM235 67L237 68V70H235V69H236ZM244 67L247 68V69H245ZM28 68L30 69L31 67H28ZM28 68H27L26 72L30 71V70H28ZM49 68L51 69V68H53V67L50 66ZM182 68H183V69H182ZM226 68H227V69H226ZM228 68H230V69H228ZM240 68L243 69V70L245 69V72L242 70V73H244V74H241V73H240V72H241V69H240ZM254 68H255V69H254ZM1 69H4V70H1ZM50 69H48V72H49ZM54 69H57V68H56V65H54ZM61 69H62V68H61ZM194 69H195V68H194V65H193V68L190 69V71L187 70V71H189V74H188L189 77L186 76L185 81L183 80L184 78L181 80V81H183V83L186 82V81H187V82H188V81L190 82L189 84L187 83L186 86L189 87V88H191V89L186 88V86H182V87L185 88V89H189V90H191L193 93H195V91H193L194 89H192V88L194 87L195 84H192V83H194V82H198V80L200 79L199 76L196 75V72L193 71ZM239 69H240V72H238ZM8 70H10V71H8ZM51 70H52V69H51ZM63 70L65 71V68H64ZM68 70H69V69H68ZM191 70H192V71H191ZM226 70H227V71H226ZM233 70L236 71V72H234ZM249 70H250V69H249ZM254 70H255V72H254ZM15 71H16V72H15ZM21 71H22V72H21ZM60 71L62 72V70H60ZM66 71H67V69H66ZM66 71H65V73H66ZM229 71H230L231 73H230ZM232 71H233V72H232ZM247 71H248V70H247ZM8 72H9V73H8ZM11 72H12V73H11ZM13 72H14V73H13ZM23 72H24V73H23ZM180 72H181V71H180ZM223 72H224V73H223ZM262 72H263V74H262ZM15 73H16V75H15ZM54 73L58 74L57 71H56V72L52 71V74H54ZM63 73H64V72H63ZM69 73H70V71H69ZM69 73H68V71H67V75H68ZM130 73H131V72H130ZM145 73H147V72H143L144 75H143V74H140V73H136V72H134V75L136 76V75L138 74V75H137L138 77H137V76H136L137 78H132V77H131V80H133V81H132V84H133V85H135V84L137 83V84L135 85L136 88L133 89L134 86L132 85L133 88H132V89H129V91L131 90V92H137V96H132V95L129 96L128 100H129L130 102L127 100V103H128V104H127V108H126V111H125L126 113L124 112L121 116L119 115V116H117L116 119H115L117 122H118V120H119L120 117L122 118L123 121L126 120V121H124V123H126V124H122V125L124 126V128H122V127H123L122 125H120V127L122 126V127H121L122 129H126L125 125L127 126V130H126V131H128L129 133H127L125 130H124V131L122 130V131H123V132H126L125 137H127L128 140H129V139L132 140V138H133V134L131 133L132 131H131V128H130V127H132V125H133V123H134V121H135V116H136V115H135V112L137 111V105H136V103H138V102L140 101V98H141V100H142V99L145 97V95L148 94L147 92H149V90L152 91V89H150L149 86H148L149 83H152V84H154V85H155V83H156L155 80H154L156 77L154 78L153 75H151V73H149V72H148L147 74H145ZM194 73H195V76H194ZM221 73H222V74H221ZM237 73H239V74H237ZM248 73H250V74H248ZM11 74H12V76H11ZM22 74H23V75H22ZM49 74L51 75V71L49 72ZM56 74H54V75H55L54 78H57L58 80L62 78V73H61V75H60V72H59L58 76H57ZM132 74H133V73H132ZM148 74H149V76L151 75L153 78H152V77H151V78H148V80H147V78H145L146 80L143 79V77L140 78L142 75L145 76V75H148ZM218 74H220V75H218ZM227 74H228V76H227ZM230 74H231L233 77H231ZM5 75H4V76H5ZM139 75H140V77H139ZM191 75H193L194 77L192 78ZM221 75H223V76L221 77ZM239 75H240V76H239ZM245 75H244V77H245ZM247 75H246V76H247ZM1 76L4 77L3 75H1ZM56 76H57V77H56ZM59 76H61V77H59ZM64 76H66V75H64ZM115 76H114V77H115ZM135 76H134V77H135ZM196 76H197V78H196ZM215 76H216L218 79H217ZM241 76H242V77H241ZM5 77H6V76H5ZM14 77H15V78L17 77L16 80H13V79H15ZM49 77H50V76L48 75V80H49V81L47 80L48 83L51 81ZM145 77H147V76H145ZM248 77H247V78H248ZM20 78H21L22 80H21ZM51 78H53L52 75H51ZM63 78H64V77H63ZM187 78H188L189 80H188ZM190 78H191V79H190ZM195 78H196V79H195ZM215 78H216V79H215ZM230 78H231V79H230ZM233 78H234V79H233ZM247 78H246V79H247ZM3 79H4V78H3ZM57 79H55V80H56V84H55V81H54L53 79H52V81H51V82L54 81L53 83L55 84V86H54L55 88H56L57 86H59V84H58L59 81H58ZM138 79H139V80H138ZM222 79H223V81H222ZM235 79H238L239 81L237 80V81H238V84H237V86L235 85V88H234V87H233V86H234L233 81H234ZM255 79H257V80H256L257 82H256V81H253V80H255ZM258 79H259V80H258ZM261 79H262V80H261ZM19 80H20L21 82H20ZM23 80H24V81H23ZM153 80H154V81H153ZM193 80H196V81H193ZM215 80H218L219 83H218V81L215 82ZM227 80H228V81H227ZM229 80H230V81H229ZM232 80H233V81H232ZM260 80H261V83H260ZM2 81H3V80H2ZM13 81H14V82H13ZM47 81H46V82H47ZM57 81H58V82H57ZM114 81H115V83L113 82V84L115 85V92H116L117 95H119L118 92H121V91L118 90L119 88L117 87V86H118V78L115 77V80H114ZM135 81H137V82H135ZM138 81H139V82H138ZM150 81H153V82H150ZM235 81H236V80H235ZM46 82H45V84H46ZM51 82H50L49 84H51ZM221 82H223L224 84H222ZM252 82H253V83H252ZM43 83H44V82H41L40 85H42ZM48 83H47V85L44 84V85H45L44 87H48V86H49ZM138 83H139V84H138ZM178 83H179V85L182 84V83L179 82V81H178ZM178 83L175 84V86H178ZM220 83H221L222 85H221ZM226 83H227V86H226ZM239 83H241V84H239ZM249 83H250V82H249ZM249 83H248V84H249ZM255 83H256V85H255ZM8 84H7V86H8ZM21 84H22V85H21ZM218 84H219V85H218ZM229 84H230V85H229ZM248 84H247V85H248ZM51 85H52V86H51ZM51 85H50V86H51L52 88H51V90H50V88H47L48 91H52V89H53V84H51ZM190 85H191V86L193 85V86L190 87ZM220 85H221V86L225 85V86L220 87ZM231 85H233V86H231ZM238 85H239V87H238ZM245 85H246V84H245ZM247 85H246V87H247ZM9 86H10V84H9ZM18 86H21V87L19 88ZM22 86H23L24 88H23ZM42 86H43V85H42ZM164 86H165V85H164ZM164 86H162L161 89H166V88H167V89H170L169 87H166V88H165ZM175 86H174V88H176ZM250 86H251V85L249 84L247 88H249ZM59 87H60V86H59ZM59 87L56 88V89H59ZM182 87L180 88V87L178 86V88H180V89H178V90H181ZM216 87H218V88H216ZM246 87H244V88H246ZM55 88H54V89H55ZM219 88H222V89H219ZM225 88H226V89H225ZM230 88H231L232 91L230 90ZM247 88H246V89H247ZM262 88H263V89H262ZM14 89H15V88H14ZM143 89L145 90L144 92H143ZM147 89H148V90H147ZM227 89H228V92L226 91ZM246 89H245V90H246ZM250 89H249V91H248V90H247V91L250 92ZM259 89H260V90H259ZM81 90H82V89H81ZM183 90H184V89H183ZM183 90L178 91V92H176V93L179 94V93L181 92L180 94L182 95V94H186V92H187V94H188V92H189V94H190V92H191V91H187V90H186V92H185V90H184L185 93H184V92L182 93ZM198 90H199V89H198ZM205 90H206V94H207V92L209 93V95L207 94L209 97H208L206 94H204V93H205ZM237 90H236V91H237ZM243 90H244V89H243ZM252 90H251V91H252ZM199 91H200V90H199ZM219 91H220V93H218ZM222 91H223V92H222ZM224 91H225V92H224ZM240 91H238V93H240ZM52 92H53V91H52ZM52 92H50L51 94L47 92L48 94H50L49 97L52 95ZM145 92H146V94H145ZM196 92H197V91H196ZM215 92H217L218 95H217ZM244 92L246 93V91H244ZM222 93H223L225 96H224ZM227 93H228L229 95H228ZM48 94H47V96H48ZM210 94L212 95L213 98H211V95H210ZM220 94H222V96H220ZM53 95H54V93H53ZM139 95H140V96H139ZM213 95H214V96H213ZM215 95H216V97H215ZM226 95H227V96H226ZM14 96H15V95H14ZM16 96H17V95H16ZM16 96L14 97L15 101H16V99L18 100V98H17ZM61 96H62V95H61ZM142 96H143V97H142ZM179 96H180V95H179ZM51 97H53V96H51ZM205 97H207V98H205ZM214 97H215V98H214ZM217 97H218L219 99H218ZM253 97H254V100H253ZM260 97H261V98H260ZM54 98H55V96L52 98V99H53V101H52V100H50L51 98L49 99L48 97H46V99L48 100L47 103L49 102V100H50V102L52 101V103L54 102L55 105H54L53 107H55V109H56V105H57V107H58V105H61V103L59 102V101H61V100H58L57 98H55V99L57 100V102H59V103H55L56 100H55ZM58 98H60V97L58 96ZM61 98H63V96H62ZM210 98L212 99V102H213V103H212V102H211V103L209 102V101H211ZM227 98H228V99H227ZM244 98H245V99H250V100L252 99V100H251V101L249 100V103H247L248 101L244 100ZM255 98H256V99H255ZM130 99H131V100H130ZM136 99H137V100H136ZM213 99H215V100H213ZM225 99L227 100V102H225V101H226ZM1 100H2V99H1ZM1 100H0V102H1ZM54 100H55V101H54ZM221 100H222L223 102H222ZM224 100H225V101H224ZM137 101H138V102H137ZM219 101H220V103H218ZM252 101H253V102H252ZM254 101H255V102H254ZM11 102H12V103H11ZM62 102H63V101H62ZM214 102H215V103H214ZM224 102H225L226 105H225V104L223 105ZM256 102H257V103H256ZM13 103H14V101H12V100L9 101V103L7 104V107H6V104L3 102V100H2V103H0V138H1V139H0V150H1L2 148H4L5 145H6V146H9V147L4 148L3 151L5 152L6 150H9L8 152H9V153L11 152V153L13 154V152L11 151V150H13V147H12V146H14V149H16V150H14V152H16L17 150L20 149L19 146H21V148H22V146L24 147V144L27 142L26 144L29 145V146H27V148H29V149L27 150L28 153L25 154V155H27L26 157H28V154H30V153H29V150H30V152L33 150L32 152H34V153L32 154V156H33V155L36 156V154H37L38 151H39V150H38L39 148H38L37 146H36V147H37L38 149H37L36 147H34L35 144L32 145V144H31L32 142H30V140H28V139H26V140L24 139L25 142H23V139H21L22 137L24 138V136H22L23 132H22V134L20 135V136H22L21 138L19 137V134L16 133V132L18 131V130H16V129H19V126H18L19 124L17 123V118H16L17 116H16L15 113H14L15 108H16V107H15L16 102H15L14 104H13ZM130 103H133V104H130ZM11 104H12V105H11ZM129 104H130V105H129ZM134 104L136 105L135 107H134ZM214 104H217L216 106L219 105V106H218L219 108H218V107H215ZM256 104H257V105H256ZM4 105H5V106H4ZM131 105L133 106V108H132ZM206 105H207V106H206ZM222 105H223V106H222ZM3 106H4L5 108H3ZM209 106H211V107H209ZM212 106H214L213 108H214V109L216 108V109H215V110H212V109H213ZM230 106H231V105H230ZM253 106H254V107H253ZM255 106H256V107H255ZM220 107H221V108H220ZM223 107H225V108H223ZM58 108H61V107L59 106ZM129 108H130V110H129ZM131 108H132V109H131ZM135 108H136V109H135ZM208 108H209V109H208ZM211 108H212V109H211ZM55 109H53V111H56V110H57V109H56V110H55ZM127 109L129 110V112H128ZM134 109H135V110H134ZM210 109H211V110H210ZM218 109H221V110L219 111ZM229 109H230V108H229ZM263 109H264V107H263ZM207 111H208V112H207ZM209 111H211V112H209ZM217 111H218V112H217ZM127 112H128V116H127ZM132 112H133V113H132ZM210 113H211V114H210ZM212 113H213V114H212ZM224 113H225V114H224ZM221 115H223L222 118H220ZM122 116H123V117L126 116L127 118H126V117L123 118ZM205 116H206V117L208 116V117L206 118ZM219 116H220V117H219ZM118 117H119V118H118ZM133 117H134V118H133ZM218 117H219V118H218ZM31 118H32V114H31ZM121 118H120V120H121ZM128 118H129V120H131V121L127 122V121H128ZM204 118H205V119H204ZM133 119H134V120H133ZM221 119H222V120H221ZM6 120H7V121H6ZM12 120H13V121H12ZM24 120H25V119H24ZM24 120H23V121H24ZM26 120H28V119H26ZM122 120H121V123H123ZM219 120H221V121L219 122ZM8 121H11V122H8ZM18 121H19V120H18ZM132 122H133V123H132ZM25 123H26V121H25ZM121 123H120V121H119V123H118V124L116 123L115 125L118 126V125L121 124ZM221 123H222V124H221ZM223 123H224V125H223ZM12 124H13L14 126H13ZM17 124H18V125H17ZM21 125H22V123H21ZM23 125H24V124H23ZM25 125H26V124H25ZM25 125L23 126L24 128L26 127ZM115 125H114V127H115ZM226 126H227V127H226ZM12 127H13V128H12ZM17 127H18V128H17ZM120 127H119V128H120ZM218 127H219V128H218ZM223 127H224V128H223ZM116 128H118V127H116ZM121 128H120V129H121ZM220 128H221V129H220ZM222 128H223V129H222ZM120 129H119L118 131H119V132H122ZM219 129H220V131H219ZM25 130H26V129H25ZM25 130H24V131H25ZM139 130H140V129H139ZM139 130H138L137 133L140 134ZM221 130H222V131H221ZM130 131H131V132H130ZM140 131H142V130H140ZM143 131H144V130H143ZM143 131H142L141 134H145V133H143ZM219 132H220V134H219ZM261 132H262V131H261ZM261 132H259V133L261 134ZM16 134H17V136H16ZM122 134H123V133H121L120 135H122ZM127 134L131 135L130 138H128L129 135H127ZM141 134H140V135H141ZM224 134H225V135H224ZM205 135H207V134H205ZM218 135H219L220 137H219ZM243 135H244L243 138H245V140H247V142H245V140L242 138V142H243L242 146H246V148L249 147V148H252V149H254V150H256L257 147H258L257 149L261 148V146H259L260 143H259V145H258L257 141H258V142H262V139H263V136H264V133H263V132H262V135H263V136H262V135H260V136L258 135V136H257V134H255L257 137H256L255 135H252V137L255 136L256 138H255V137L252 138V137L250 136L249 140L245 137V134H244V133H243ZM3 136H4V137H3ZM246 136L249 137V135H247V134H246ZM261 136H262V137H261ZM15 137H16V138H15ZM141 137L144 138L143 135H142ZM218 137H219V138H218ZM222 137H223V139H222ZM258 137H259V138H258ZM260 137H261V138H260ZM3 138H4V139H3ZM6 138H7L8 140H7ZM145 138H146V136H145ZM225 139H226V140H225ZM257 139H258V140H257ZM259 139H260V141H259ZM5 140H6V142H5ZM9 140H10V141H9ZM15 140H16V141H15ZM27 140H28V141H27ZM131 140H130V141H131ZM224 140H225V141H224ZM3 141H4L5 143H4ZM19 141H20V142H19ZM223 141H224V142H223ZM8 142H9V143H8ZM28 142H29V143H28ZM10 143H11V146L9 145ZM17 143H18L19 145H18ZM21 143H22L23 145H22ZM248 143H250L251 145H249ZM253 143H254V144H253ZM256 143H257V147L255 148L254 146H255ZM262 143H263V144H262ZM262 143H261V145H262V147H264V146H263V145H264V142H262ZM2 144H3L4 146H3ZM7 144H8V145H7ZM26 144H25V145H26ZM220 144H221L222 146H221ZM246 144H248V146H247ZM2 146H3V147H2ZM250 146H253L254 148H253V147H250ZM10 147L12 148L11 150H10ZM8 148H9V149H8ZM18 148H19V149H18ZM33 148H34V149H33ZM35 148H36V149H35ZM130 149H131V148H129V151H130ZM221 149H220V153H219V155H217V158L220 157V159L223 158L222 156H224V155L226 154V151L223 150V153H224V154H223L222 151H221ZM35 150L37 151L36 154H35ZM131 150H132V149H131ZM260 150H261V152H259ZM260 150H259V151H251V150H250L251 153H248V154H249V155H251V154L254 155V154H255V155H256V161H259V163L257 162L258 165H259L260 163H262L263 165L261 164V166H264V162H260V161H262V158L260 157L261 159H260V158L258 159V157L260 156V155H258V152H259V154L262 153V152H264V151H262V150H264L263 148H261ZM1 151H2V150H1ZM1 151H0V154H1ZM3 151H2V154H1L2 157L8 155V154H5L6 152L4 153ZM17 152H19V151H17ZM17 152L15 153V156H16ZM32 152H31V153H32ZM256 152H257V154H256ZM12 154H10V156L8 155L9 158H11V163L14 162V158H13V161H12V157H14V156L11 157ZM19 154H20V152H19ZM221 154H222V155H221ZM243 154H244V153H243ZM262 154H263V153H262ZM255 155H254V157H255ZM257 155H258V157H257ZM1 156H0V158H2ZM8 156H7V157H8ZM32 156H31V157H32ZM34 156H33V157H34ZM225 156H226V155H225ZM261 156H262V155H261ZM7 157H5V158H3V159H6V160H4V161H8V163L10 164V160H9ZM17 157H19V155L16 156V159H17ZM20 157H21V156H20ZM251 157H252V158H251ZM251 157H250L251 159H253V160L255 159L252 155H251ZM262 157H263V161H264V154H263ZM3 159H2V160H3ZM7 159H8V160H7ZM257 159H258V160H257ZM18 160H19L18 162H21V161H20L21 158H18ZM223 160H225V158H223ZM15 161H17V160H15ZM221 161H222V160H220V162H221ZM126 162H127V167H125V168L128 170V169L131 168L132 165H131L130 163H132V162L130 161V159H129V161H126ZM126 162H125V163H126ZM119 163H120V165H121V163L124 164V162H122V161L119 162ZM221 163H222L223 166L225 165L224 167L221 166L222 169L219 168L220 165H221ZM221 163H220V165H219V167H218V172H219V170H220L221 172H222V171H223V172H222V173H221V172H220V173L216 172L217 175H219V178H220L219 181H220V182L216 179V182H215L216 184L214 183V184H215V185H214L212 181H210V182H209V181L206 182L207 180H206V179L204 180L203 177L201 178L202 180H200V178L198 179V181L200 182V184L197 182V180H196L195 184H194V182H193V181H195V180H193L191 183L188 182L189 185H188L187 193L190 194V195H188V194H186V193L182 195V193H181L180 191H178V194H177L178 196L176 195V198H174V199H173V198H168V197H166V198L164 197V199H163V197L160 198V199H163L164 201H163V200L161 201L160 199H158V200H160L161 202H158V207H156V209H155L156 213L158 212L157 214H156L155 212H154V214L152 213L154 210L151 212V210H150L151 207H150V209H149V204H151V203H149V201H148L149 198H148V200H146V199H147V197H146V199H144V200H146V201L148 202V203H147V204H148V207H147L146 209L150 210L151 213H150V212L148 213V211H147L146 209H145V210H146L147 212H146L145 210H143V211L145 212V214L148 213L149 216H148V215H147V216H148L149 218L152 217L151 220H150L148 217H147V219H149V220H147V219L144 220V222L146 221L145 223L148 225V227H147V225L144 223V224H145V227H147L146 230L149 229L148 231H145L146 233L143 231L144 226L141 227L142 225H140V224L142 223V220H143V219H141V221H140V218H139V217L142 216V215L140 216V212L143 213L142 209H141V211L138 212V213H137V212H136V213L134 212V211H136V210L138 209V208H136L138 204H140V205H138L139 208H143V207L145 206L144 204H146V203H144V202H146V201H144V202L142 201V203H144V204H142V203H138L137 201H135V199L133 200L134 197H132V196H133L134 188H133L132 181H131V183H129V184H127V185L125 184V185L120 186V189L122 188V190H123V191H122V190L119 189V190L122 192V193L120 192L121 194H118V193H119V190H118L119 187H117L116 189H117L118 193L116 192V202L118 201L119 203H117V204H119V205H117V204H115V205H116V207L118 206L117 208H120L119 206H121V205H122V206H121V208H120L121 210L119 209V210H120V211H119V214H118V213H117V214L114 213V214H115L117 217L120 215V213H121V215H120L121 217H122L123 215H124V217H125L126 214L128 215V217L126 216V217H127L126 219H125L124 217H123V219H121V217H119L120 219L118 218V221L120 222L121 220H123V221H121L120 223H121V224H124L123 226H126L127 224L129 225V223H128V221H127V224H126L125 220H128V218H129L130 225H129V227H128V226H127V227H128L129 229H130V228H131V229L129 230L130 233H129V231L127 232V233H129V234L127 235V240L130 241V242L128 241L129 244H130L131 242H132V244L130 245V252H127L128 250L125 251V249H124V252H123V250H122L123 253H119V252H117V251H120V252H121V249H122V248H121V249L119 248L120 250L118 249V247H113V249L111 248L110 251H108V252H106V253L104 254V255L106 256V257L104 256V258H106V261H107V262H109V261L112 260L110 263H107V264H111V263H112V264H118V262H120L119 264H121V262H122L123 264H124V263H125V264H128L129 261H132V262H130V264H139V263H142V264H169V263H170V264H175L176 261H177L176 264H178V263H180V264H217V263H218V264H234L235 262H236L235 264H246L244 260H245V257H246L245 255H246V250H247L246 248H247V245H246L245 243L243 244V242H245V240L248 239L252 234H250L251 232H250L249 230H248V232L246 231L244 225L246 224L247 226L251 227V226L253 225V223L255 222V220H257V217H258V218H262V217L264 216V201H263V200H264V199H263V198H264V186H263V185H264V183H263L264 181L262 182L263 185L261 184L262 187L259 185V186H260L259 190H260V192H261L262 194H261V193H258L259 195H261L260 198H261L262 200L259 198V196H258V194H257V192H259V190L257 189V187H255L256 189H254V191H255V190H257V191H255L254 194H253V191H252V190H249L248 192H249L250 195H251L250 192H252V196L254 195L253 197H255V195H257L258 198H259V200H261V201H259V200L257 201V198L255 199V198L251 197L249 194L246 193V194H244V196H246V197H248V198H246V197L243 196L244 199H246L245 202H244V200H243V197H242V200L239 199V201H241V203H240V202H239L238 204L236 203L237 205H236V207H235V209H234V210H235V213H234L232 203H230L231 201H229V200H231V198H230V197H227L228 195L230 196V193H229V191H228L229 189L226 188V190H225V186H226L227 184L225 185L226 181H225V180H222V179H225V178H223V177H226V175H224L223 173L227 174V172L224 171V168H225L226 171H227L226 164H224V163H227V162L225 161V162H221ZM257 163H256V164H257ZM9 164H8V165H9ZM13 165H14V164H13ZM9 167H10L11 170L13 169V168H11V167H13L11 164L9 165ZM122 168L125 169L124 167H122ZM178 168L181 169V167H178ZM178 168H177V169H178ZM180 169H178V170H180ZM13 170H15V169H13ZM181 170H182V169H181ZM181 170L178 171V172L175 170L174 172H175L176 175H177V173L180 175V174L182 173ZM216 171H217V170H216ZM130 172H131V171L129 170V172H128V174H127V176H128L127 178H129L130 180H133V178H134V176H133V172H131L132 175H131ZM183 174H184V172H183ZM222 174H223V175H222ZM220 175H222L223 177L220 176ZM131 176H132V177H131ZM177 176H178V175H177ZM184 176H185V175H183V178H185ZM180 177H182V174H181ZM215 177H216V176H215ZM217 178H218V177H217ZM217 181H218V182H217ZM223 181H225V182L223 183ZM202 183H203L204 185H203ZM206 183H207V184H206ZM219 183H221V184H219ZM192 184H193V185H192ZM196 184H197V185H196ZM208 184H209V186H208ZM210 184H212V185H210ZM217 184H218V186H217ZM194 185H195V186H194ZM198 185H199L200 187H199ZM193 186H194V187H193ZM210 186H211V187H210ZM216 186H217L218 188H217ZM219 186H220V187H219ZM222 186H224V188H223ZM227 186H228V185H227ZM259 186H258V187H259ZM128 187H129V188H128ZM196 187L198 188V190H197ZM206 187H207V188H206ZM213 187H214V188H213ZM8 188H9V189H8ZM10 188H11V187H10L7 183H5V182H1V181H0V190H1V189H2V191H5V190H6V191L8 192V195H9V191L12 189V188H11V189H10ZM124 188H125V191H126V192L124 191ZM126 188H127V190H126ZM192 188H194V189H193L194 191L192 190ZM205 188H206V189H205ZM208 188H209V190H208ZM210 188H212V189H210ZM7 189H8V190H7ZM129 189H130V191H129ZM217 189H218V190H217ZM13 190H14V189H12V194L14 193ZM131 190H133V191L131 192ZM204 190H205V191H204ZM207 190L210 191L211 193L209 194V192H208ZM211 190H213V191H211ZM2 191H1L2 194L0 193V203H4L5 201H2V199H7L6 197H8V196H6L7 194H5L6 191H5V192H2ZM32 191H33V190H32ZM128 191H129V192H128ZM197 191H198V192H197ZM203 191H204V192H203ZM227 191H228V192H227ZM190 192H191V193H190ZM216 192H218V193H216ZM3 193H4V194H3ZM10 193H11V192H10ZM123 193H125V194L122 195ZM129 193H130V194H129ZM131 193H132V194H131ZM147 193H148V192H147ZM195 193H197V194H195ZM199 193H200V197H197V196L199 195ZM219 193H220V194H219ZM221 193L223 194V195H222L223 197L221 196ZM255 193H256V194H255ZM117 194H118V195H117ZM127 194L129 195V198H128V195H127ZM208 194H209L210 196H208ZM218 194H219L220 196H218ZM224 194H225V196H224ZM4 195H5V197H4ZM125 195H126V197H125ZM181 195L183 196V199H182V196H181ZM184 195H185V196H184ZM186 195H187V196H186ZM192 195H193V196H192ZM196 195H197V196H196ZM201 195H202V196H201ZM205 195H207L208 198L210 197V198H209L210 200H211V199H213V200H212V201H210V200L208 201V200H207V202H206V200H204V199H205L207 196H205ZM120 196H121V197H120ZM122 196H124V197L126 198V202H124V203H123V201L125 200V198L122 197ZM169 196H170V195H169ZM172 196H174V195L172 194ZM191 196H192V198H191ZM195 196H196V197H195ZM203 196H204V197H203ZM211 196H212V198H211ZM257 196H256V197H257ZM174 197H175V196H174ZM177 197H180V198L177 199ZM193 197H194L195 199H194ZM202 197H203V198H202ZM215 197H216V199H215ZM219 197H220V198H219ZM226 197L229 198V199H225ZM250 197H251V200L253 199V200H252V201H253L252 203L250 202ZM118 198H119V199H118ZM123 198H124V199H123ZM130 198H131V200L137 202V203H136L137 205H133L132 203L135 204V202H132V201L130 200ZM187 198H188V200H186ZM190 198H191V199H190ZM196 198L200 199L201 202L199 203L200 200H198V199H196ZM217 198H219V199H217ZM117 199H118V200H117ZM122 199H123V200H122ZM128 199H129V200H128ZM165 199H166V200H165ZM175 199H176L177 202L174 201ZM180 199L183 200V201H181ZM184 199L186 200V202L184 201ZM206 199H207V198H206ZM224 199H225V200H224ZM248 199H249L248 203L250 202V205H251V206H252V204H253V207H258L259 204H261V205L259 206V208L256 209V210H258L260 213H257L258 211H257V212H254V213H256V215H253V216H252V214H253L252 211H253L255 208L252 209V207H250V205H249V207H247V206H245V205H241V204H243L242 202H244V204H246ZM119 200H120V201H119ZM121 200H122V201H121ZM167 200H169L170 203H169ZM170 200H171V201H170ZM178 200L180 201L179 204H178ZM150 201H151V200H150ZM165 201H167V202H165ZM172 201H173V202H172ZM214 201H216V202H214ZM227 201H228V202H227ZM127 202H129V204H128ZM131 202H132V203H131ZM171 202H172L173 204H172ZM181 202H182V203H181ZM184 202H185V203H184ZM122 203H123V204H122ZM130 203H131V205H130ZM162 203H163V205H161ZM175 203H176L178 206H179V205H180V206L177 208V205L175 206ZM183 203H184V204H183ZM193 203H195V205H194ZM201 203H202V205H201ZM203 203H204V204H203ZM205 203H207L206 205H208V207L205 205ZM209 203H210V204H209ZM120 204H121V205H120ZM125 204H127V206H124ZM169 204H170V205H169ZM171 204H172L173 206H172ZM181 204H182V206H181ZM191 204L193 205V207H192ZM215 204H216V205H215ZM257 204H258V205H257ZM129 205H130V207H128ZM141 205H142V206H141ZM151 205H152V208H153L154 205H153V204H151ZM186 205H187V206H186ZM203 205H204V206H203ZM210 205H212V206H210ZM213 205H214V206H213ZM240 205L243 206V207H239ZM246 205H247V204H246ZM256 205H257V206H256ZM58 206H59V205H58ZM131 206H132V207H131ZM133 206H134V207L136 206V207H135L136 209H135ZM146 206H147V205H146ZM159 206H161V207H159ZM162 206H163V207H162ZM170 206H171V208H170ZM200 206H201V207H200ZM202 206H203V207H202ZM219 206H220V207H219ZM223 206H224V207H223ZM228 206H229V208H227ZM1 207H2V206H1ZM124 207H126L127 209H126V208L124 209ZM188 207H189V208H188ZM190 207H192V208H190ZM195 207H196V208H195ZM199 207H200V208H199ZM212 207H213V210H212ZM214 207H215V208H214ZM230 207H231V208H230ZM238 207H239V209H238ZM244 207H245V208H244ZM4 208H5V207L1 208V210H2L3 212L1 211L0 213H4V215H6V216L9 215L10 212H9L8 214H7V213L5 214V212H6L7 210H3ZM128 208H129V209H128ZM133 208H134V209H133ZM157 208H158V210H157ZM160 208H161V209H160ZM162 208H163V209H162ZM169 208H170V209H169ZM172 208H174V210H173ZM180 208H181V209H180ZM183 208H184V210H183ZM193 208H194V209H193ZM206 208H207V209H206ZM210 208H211V209H210ZM217 208H218V209H217ZM220 208H221V209H220ZM225 208H226V209H225ZM250 208H251L252 210H250ZM5 209H6V208H5ZM123 209L125 210V212L128 211L129 213H125V214H124V213H123V212H124ZM131 209H132V212H134L133 214H131V213H132V212H131ZM153 209H154V208H153ZM159 209H160V211H162L163 213H162V212H159ZM164 209H165V211H164ZM168 209H169V210H168ZM188 209H189V212H188ZM191 209H192V211H191ZM198 209H199V210H198ZM222 209H223V211H222ZM224 209H225L226 211H225ZM228 209H229V211H227ZM230 209H231V211H230ZM243 209H244V211L246 212V213H243L244 217H243L242 213H239V212H243ZM247 209H248V211L250 210V211L248 212V214L251 212L250 215L247 214ZM126 210H127V211H126ZM133 210H134V211H133ZM139 210H140V209H138V211H139ZM172 210H173V211H172ZM175 210H176V211H175ZM185 210H186L187 212H186ZM203 210H204V211H203ZM208 210H209V211H208ZM218 210H219V211H218ZM239 210H241V211H239ZM256 210H254V211H256ZM168 211H169V213H170L171 215H173V216H171V215L168 213ZM179 211L182 212V213H180ZM190 211H191V212H190ZM194 211H195L196 213H195ZM198 211H199V212H198ZM202 211H203L204 213H203ZM205 211H206V213H205ZM214 211H215V212H214ZM7 212H8V211H7ZM130 212H131V213H130ZM220 212H221V213H220ZM222 212H223V213L227 212V213H225V215H224ZM230 212H231V213H230ZM122 213H123V214H122ZM142 213H141V214H142ZM160 213H162V214H160ZM164 213H165L166 215H165ZM167 213H168V214H167ZM177 213H178V214H177ZM186 213H187V214H186ZM200 213H202V215H201ZM212 213L214 214L215 217L213 216ZM229 213H230V214H229ZM35 214H37L36 216L39 217V218L36 217V218H38V219L40 220V221H39V224L41 225L42 221H43V223H44V225L42 224V226H41L40 228H44L46 221L49 220V219L52 217V216L50 217L49 215H48V216H49L50 218H49L48 216H41V219H42V217L44 218V219H42V221H41L40 216L38 215V213H35ZM35 214L32 216L33 218H34ZM105 214H106V213H105ZM105 214H104V213L102 214V215H104L103 217H102V216H101V217L99 216V217H100L99 219H100V221L102 222V224L99 223V222H97L98 224H97V223H96V224H97L98 226H99V224H100V226H103V224H106V222H107V223H108V222H110V223H116V219H117V217H116L113 213H109V214H110V215H109L108 212H107L108 215L106 214L108 217H110L109 220H111V218L114 216L116 219L114 218L115 220H113V218H112L113 221H109V220L107 219L108 217H107ZM112 214H113V215H112ZM136 214H137V215H136ZM145 214H144V215H145ZM151 214H152V215H151ZM155 214H156V215H155ZM182 214H184L185 216H182ZM190 214H191V215L194 214V215L191 216ZM204 214H207V217L204 216ZM215 214H216V215H215ZM227 214H228V216H226ZM262 214H263V215H262ZM2 215H3V214H2ZM111 215H112V217H111ZM130 215L132 216V217H131V220H130ZM153 215H154L155 218L153 217ZM160 215H161L162 217H163L164 215H165V216L162 218V217H160ZM169 215H170V216H169ZM177 215H180V217L177 216ZM199 215H201V216H199ZM210 215H212V216H210ZM222 215H224V216H222ZM0 216H1V215H0ZM28 216H29V215H28ZM28 216H25V217H28ZM136 216H137V217H136ZM138 216H139V217H138ZM150 216H151V217H150ZM176 216H177V218H175ZM188 216H190V217H188ZM196 216H197V217H196ZM220 216H221V217H220ZM254 216H257V217H254ZM4 217H5V216H4ZM4 217H3V218H4ZM29 217L31 218V216H29ZM29 217H28V219H30ZM47 217H48V218H47ZM104 217H106L107 221H105L106 219H105ZM133 217L136 218V219L134 220ZM144 217H146V216H144ZM156 217H157V218H156ZM158 217L162 218L163 220H162V219H159ZM166 217H167L168 219H165ZM173 217H174V218H173ZM181 217H182L183 219H182ZM186 217H187V218H186ZM219 217H220V219H219ZM222 217H223V218H222ZM234 217H236V218H234ZM253 217H254V218H253ZM19 218H20V217H19ZM21 218H23V217H21ZM21 218H20V219H16V221L14 220V222H15L16 224H17V223H21V224H22V223H25V222L27 221V220H26L27 218H25V221H24V222L22 221ZM33 218H32V219H33ZM101 218H102V219H101ZM103 218H104V219H103ZM137 218H138V219H137ZM189 218H193V221H192V219H190V221H189ZM211 218H212V219H211ZM255 218H256V219H255ZM23 219H24V218H23ZM32 219H30V220H32ZM99 219H98V221H99ZM153 219H154V220H153ZM156 219L159 221V223H157L158 221H157ZM172 219H173V220H172ZM187 219H188V220H187ZM197 219H198V220H197ZM199 219H200V220H199ZM217 219H218V220H217ZM2 220H3V222H4L3 224H6V225H7V224H10V223L12 222V220H11V222L7 223L5 219L0 218V223H2V222H1ZM18 220H19V221H18ZM20 220H21V222H20ZM34 220H35V222H34V226L31 225V228H30V224H32L31 222H32L33 220L28 222V223H30L29 225H27V226H29V227H27V226L25 227V226L22 225L24 231H23L22 229H20L21 227H19V229H20L19 231H20V232L23 231V233H24V232L26 231L25 233L27 234V235H25V233L23 234V233L21 232L20 235L25 236V237L28 236V234H30L29 230L32 229V228L34 227V229L32 230L31 233H32L33 235L36 234V236H40V233H42V229H39V227H38V226H39V225H38V222L36 223L37 220H36L35 218H34ZM45 220H46V221H45ZM102 220H103V221H102ZM132 220H133V221H132ZM138 220H139V221H138ZM175 220H176L177 222H176ZM178 220H179V221H178ZM184 220H185V221H184ZM186 220H187V222H186ZM209 220H210V221H209ZM216 220H217V221H216ZM44 221H45V222H44ZM114 221H115V222H114ZM131 221H132V222H131ZM195 221H197V222L195 223ZM207 221H208V222H207ZM215 221H216V222H215ZM5 222H6V223H5ZM40 222H41V223H40ZM62 222H64V221H62ZM62 222H61V223H62ZM103 222H104V223H103ZM119 222H118V223H119ZM134 222H136L137 224L134 223ZM138 222H140V223H138ZM178 222L181 223V224H179ZM188 222L190 223V226L188 225V224H189ZM191 222H192V223H191ZM61 223H60V225H59V224H58V225H59L60 228H63L65 222L62 223L63 225H62ZM110 223H108V225H106V226L104 225V226H103V229H102V227H101V229H100V226H99L98 229H100V232L103 230V233L108 234V231H105L104 228H107L106 230H110V229H114V228H115L113 231H114V233H116L117 230H118V232H119V230L123 228V226H121V224H118V223H117V225H119V227H120V226L122 227V228H121V227L118 228L117 225H115V226H117V227H114V226H113L114 224L111 225ZM148 223H149V224H148ZM152 223H153L154 225H153ZM156 223H157L158 225H156ZM160 223H161V224H160ZM167 223H168V224H167ZM204 223L206 224L205 226L203 225ZM208 223H209V224H208ZM11 224H12V223H11ZM26 224H27V222H26L24 225H26ZM131 224H134L135 229H136L137 231L139 230V231H138L139 233H138L134 228H132L133 225H131ZM135 224H136V225H135ZM144 224H143V225H144ZM151 224H152V226H150ZM159 224H160V225H159ZM192 224H193V225H192ZM36 225H38V226H36ZM109 225H111V228H109ZM138 225H139V226H138ZM186 225H187L190 229H189L188 227H184V226H186ZM201 225H203V226H201ZM217 225H218V226H217ZM1 226H2V224H1ZM14 226H15V224H14ZM18 226H21V225H18ZM61 226H62V227H61ZM107 226H108V227H107ZM134 226H133V227H134ZM136 226H137V227H136ZM159 226H160V227H159ZM164 226H165V227L168 226V227L170 228V230H169L168 227H167V228H164ZM192 226H193V227H192ZM212 226L214 227V229H213ZM219 226H220V227H219ZM113 227H114V228H113ZM138 227H139L140 229H139ZM157 227H158V228H157ZM172 227H173V229H172ZM182 227H183V228H182ZM217 227H218V228H217ZM26 228L28 229V232H27V230H25ZM56 228H57V227H56ZM152 228H153V230H152ZM156 228H157V229H156ZM159 228H160V229L163 228V230L161 229V230H162V231H161L162 233L160 232V229H159ZM178 228H179V229H178ZM208 228H209V229H208ZM210 228H211V229H210ZM215 228H216V229H215ZM223 228H224V229H223ZM0 229L2 230L3 227H0ZM132 229H133V230H132ZM164 229H165V230H164ZM180 229H181V230H180ZM187 229H189V232H187ZM191 229H192V230H191ZM194 229H195V230H194ZM1 230H0V233H1ZM35 230H37V231H35ZM38 230H41V231L38 232ZM131 230H132L133 232H132ZM134 230H135V232H134ZM173 230H174V231H173ZM179 230H180V231H179ZM206 230H208V231H206ZM221 230H222V231H221ZM19 231H18V232H19ZM34 231H35V232H34ZM115 231H116V232H115ZM142 231H143V233H142ZM150 231H151V232H150ZM157 231H158V233H156ZM163 231H166V232H163ZM168 231H169V232H168ZM171 231H173V232H176V231H177V232H176L177 235H176V234H173V232H171ZM182 231H183V232H186V233H182ZM190 231H192L193 235H192V233H191ZM203 231H204V232H203ZM20 232H19V233H20ZM33 232H34V233H33ZM136 232H137V235H139V236L136 235ZM170 232H171V233H170ZM180 232H181L182 234H181ZM212 232H213V233H212ZM246 232H247V234H248V233L250 234L248 237H247ZM37 233H38V234H37ZM103 233H102V232L99 233V234H101L100 237H103V236H104V235H102ZM133 233H134L135 235H133ZM144 233H145V234H144ZM155 233H156L157 235H156ZM159 233H160V234H159ZM187 233H188V234H187ZM189 233L191 234V237H190V234H189ZM140 234H141V235H140ZM146 234H148L149 237H148V236H145ZM172 234H173V236H171ZM253 234H254V233H253ZM131 235L133 236V239H134V240H137V243H136V241H134L133 239H131V240H133V241L130 240V238H132ZM143 235H144L146 238H145ZM150 235H151V236H150ZM158 235H159L160 237H164V238L162 239V238H160V237H157ZM163 235H164V236H163ZM167 235H168V236H167ZM178 235L181 237V239H180V237H179ZM187 235H188L189 237H188ZM201 235H202V236H201ZM204 235H205V236H204ZM134 236H136V237L134 238ZM142 236H143L144 239L142 238ZM166 236H167V238H165ZM169 236H171L173 240H172ZM174 236H175V237H174ZM176 236H177V237H176ZM185 236H186L187 238H186ZM0 237L3 238L2 236H0ZM84 237H85V236H84ZM100 237L97 235V238H98V239H102V238H100ZM137 237H138V239H136ZM147 237H148V238H147ZM152 237H153V238H152ZM155 237H156V238H155ZM178 237H179V238H178ZM197 237H198V238H197ZM254 237H256V236H254ZM254 237H253V238H254ZM141 238H142V239H141ZM150 238H152V240H151ZM168 238H169V239H168ZM174 238H178L177 240L180 239L178 242H180V241H181V242H180V243H177V240H176V239H175V242H174ZM184 238H185V239H184ZM196 238H197V239H196ZM199 238H200L201 241H202V242H201L202 245H201V243H200ZM204 238H205L206 240H205ZM208 238H209V239L211 238V239L209 240ZM241 238H242V239H241ZM253 238H252V239H253ZM262 238H263V236H262ZM86 239H87V237L84 238V241H83V242H84L85 246L83 247V250H84V251H82L83 254H85V255H86V253H84V252H86V249H87L86 247H88L87 244H86V241H85ZM140 239H141V240H140ZM145 239H146V240H145ZM149 239H150L151 241H150ZM153 239H154V240H153ZM158 239H159V240H158ZM186 239H187V240H186ZM195 239H196V241H195ZM259 239H261V238L259 237ZM139 240H140L141 242H139ZM155 240H157V241L154 242V244H153V241H155ZM162 240H163L164 242H163ZM169 240H171V241H169ZM193 240H194V243H195V244H196V243L199 244L198 247H197V246L194 247L195 244L193 243ZM203 240H204V241H203ZM239 240H241V241H239ZM242 240H243V241H242ZM248 240H249V239H248ZM2 241H3V240H2ZM143 241H144V243H143ZM165 241H166V242H165ZM167 241H168V243H167ZM198 241H199V242H198ZM205 241H206V242H205ZM207 241H208V244H207ZM210 241H211V242H210ZM237 241H238V242H237ZM251 241H252V240L250 239L249 241H247L248 243L246 242V243L248 244V247H249L248 249H250V250L256 248V247L254 248V246H253L252 248L250 247V246H252L251 244H249V243H251ZM0 242H1V240H0ZM133 242H135L136 245L139 244V245H138V248H137L136 246H133V245L135 244V243H133ZM150 242H151V243H150ZM158 242H159V245L161 244L162 246H161V245L159 246V245H158ZM162 242H163V244H162ZM169 242H172L173 244H172V243H169ZM239 242H240V243H239ZM255 242H256V241L254 240V245H255ZM259 242H261V241L259 240ZM155 243H156L157 245H156ZM164 243H165V244H164ZM175 243H177V244H175ZM188 243L190 244L189 246H188ZM192 243H193L194 245H193ZM203 243H204V244H203ZM235 243L242 244V245H244L246 248L244 249V246H242V248H240L241 246H239V244H235ZM0 244H1V243H0ZM142 244H143V245H142ZM151 244H152V245H151ZM186 244H187V245H186ZM205 244H206L207 246H205ZM227 244H229L230 246H229V245L227 246ZM234 245H235V246H234ZM236 245H237V246H236ZM249 245H250V246H249ZM132 246H133V248H132ZM156 246H158L159 249H158ZM163 246H164V247H163ZM184 246H185V247H188V248H185V249H186V250H185L184 248H182V247H184ZM192 246H193V247H192ZM226 246H227V247H226ZM232 246H233V247H232ZM134 247H135V248H134ZM155 247H156L158 250H157V249H156L155 251L152 250V249H155ZM172 247H174V248H172ZM236 247H237V248H236ZM84 248H85V249H84ZM114 248H115L116 250H115ZM199 248H200V250H199ZM21 249H22V248H21ZM21 249H18V250H19V251H18L19 253H16V252H15V253H16V254H20V255L23 254L24 256L27 255V258H29L31 261L33 260V261H32L33 264H40L39 262L37 263V262L34 261V260H37V259H38L37 261L40 260L39 257H40L41 254H38V252L40 253L41 250H43L42 248H39V250L36 249V250H38L37 255H36V253H35L36 250H35V251H34V250L32 251V250H30V249L27 250V252H28V254H29L30 256L26 253V250H24L25 252L21 251V253H20V250H21ZM40 249H41V250H40ZM133 249H136L137 251H136V250H133ZM169 249H170L171 251H169ZM179 249L181 250L182 254H183L184 252H185V253H184L183 255L180 254L181 252H180ZM183 249H184V250H183ZM112 250H113V251H112ZM114 250H115V251H114ZM182 250H183V251H182ZM193 250L196 251V252L198 251V252H197V253H196V252H195V253H192V252H194ZM88 251H89V249L87 250V252H88ZM100 251H101V250H100ZM138 251H139V252H138ZM144 251H145V252H144ZM152 251H153V252H152ZM190 251H192V252H190ZM254 251H255V250H254ZM30 252H31V254H30ZM32 252H33V253H32ZM42 252H43V251H42ZM45 252H46V251H45ZM114 252H115V253H114ZM125 252H126L127 255H125ZM133 252H134V253H133ZM137 252H138V254H136ZM142 252H143V254H142ZM176 252H177V253L179 252V253L177 254ZM0 253H2V255H4V256L6 255V257H7L8 254H9V252H5V253H4V252H0ZM3 253H4V254H3ZM6 253H8V254H6ZM11 253H12V252H10V254H11ZM25 253H26V254H25ZM46 253H47V252H46ZM46 253H45V254H46ZM117 253H118V254H117ZM128 253H129V254H128ZM132 253H133V255H131ZM139 253H140V254H139ZM144 253H145V254H144ZM173 253H174V254H173ZM198 253H199V254H198ZM234 253H236V254H234ZM249 253H250V259H249L250 262L248 261V263H250V264H259V263H261V264H262V262H264V261H262V260H264L263 258L260 259L261 257H264V254H263V256H262V255H261V256H256L257 254H255V253H258V255H260V254H262L261 252H260V254H259V251H258V252L256 251V252L254 253V255H253V251L251 250V251H249ZM263 253H264V250H263ZM10 254H9V256H10ZM12 254H13V256H10V258H11V257H12V258L15 257V259L18 260V259L16 258L17 255L15 256L14 252H13ZM47 254H48V253H47ZM47 254H46V256H47ZM121 254H122V255L124 254L125 257H124V255L121 256ZM191 254H192V255H191ZM197 254H198V255H197ZM2 255H1V257H4V256H2ZM23 255L20 256V260H21V259H22V260L25 259ZM34 255H36L38 258H36V256H34ZM42 255H43V253H42ZM129 255H131V257H132L133 259H134V258H139V259H141V260H136V262H137V263H136L135 260H131V259H130L131 257H130V258L127 257V256H129ZM136 255H137V257H135ZM169 255H170V256H169ZM176 255H178V256H176ZM181 255H182V256H181ZM252 255H253L254 257H253ZM9 256H8V258H9ZM32 256L35 257L36 259H31V258H33ZM46 256H45V257H46ZM107 256H108V258L111 257L112 259H109V260H108ZM166 256L168 257L169 260L166 258ZM172 256H173V257H172ZM180 256H181V257H180ZM188 256H190L189 259H187ZM255 256H256V257H255ZM22 257H23V258H22ZM45 257H44V259H45ZM47 257H49V256H47ZM47 257H46V258H47ZM123 257H124V258H123ZM140 257H141V258H140ZM142 257H143V260H142ZM147 257H148V258H147ZM150 257H152V258L149 260ZM170 257H172L174 261L171 260L172 258L170 259ZM174 257H175V258L178 257V258H177L178 260H177V259H174ZM179 257L181 258V260H182L183 262L180 260ZM182 257H183L184 260L182 259ZM257 257L259 258L258 261L260 260L261 262H259V263L257 262V259H256ZM8 258H7V259H8ZM12 258H11V259H12ZM18 258H19V257H18ZM41 258H42V257H41ZM85 258H86V257H85ZM85 258H84V259H85ZM114 258H115V259H114ZM153 258H154V259H153ZM7 259H6V262H5V263H7L8 260H10V259H8V260H7ZM117 259H118L119 261H117ZM253 259H254V260H253ZM0 260H1L0 262L3 264L4 262H2V260L4 261V259L1 258ZM12 260H13V259H12ZM12 260H10V261L12 262ZM16 260H15V262H16ZM20 260H19V261H20ZM114 260H115V262H113ZM170 260H171V261H170ZM185 260H186V261H185ZM224 260H225V261H224ZM226 260H227V261H226ZM235 260H236V261H235ZM10 261H9V262H10ZM25 261H26V262H25ZM31 261H28V263L32 264ZM44 261H46V260H43V259H42V261H40V262H41L42 264H44V263H45ZM104 261H105V260H104ZM104 261H103L101 264H106V261H105V262H104ZM126 261H128V262H126ZM133 261H134V263H133ZM221 261H222V262H221ZM232 261H233V262H232ZM242 261H243V263H242ZM255 261H256L257 263H256ZM21 262H22V261H21ZM34 262H35V263H34ZM43 262H44V263H43ZM143 262H144V263H143ZM162 262H164V263H162ZM228 262H229V263H228ZM240 262H241V263H240ZM5 263H4V264H5ZM23 263H27V260H26V259L23 260V262H22L21 264H23ZM85 263H86L85 261L82 262V264H85ZM16 264H20V263L17 262Z\"/></svg>",
	"mask_w": 264,
	"mask_h": 264
}]
</instances>
